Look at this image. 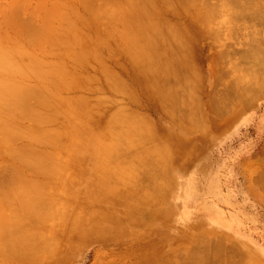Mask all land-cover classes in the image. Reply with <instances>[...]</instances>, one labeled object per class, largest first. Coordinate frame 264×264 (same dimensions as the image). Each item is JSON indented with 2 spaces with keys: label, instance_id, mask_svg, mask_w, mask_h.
I'll return each mask as SVG.
<instances>
[{
  "label": "rangeland",
  "instance_id": "rangeland-1",
  "mask_svg": "<svg viewBox=\"0 0 264 264\" xmlns=\"http://www.w3.org/2000/svg\"><path fill=\"white\" fill-rule=\"evenodd\" d=\"M24 1H28V3H31V5L29 4L30 9L29 8L26 9V6L28 5L27 2H25V4H27V5L23 6L24 3L22 2V0H0V9H3V11H5L7 8H9L6 14H5V12H2V10H1V12L4 13L5 15L3 14V16H1L2 14H0V20H2V21L5 20V23L8 21L11 24L12 21L9 18H7L8 13L10 15V13L13 10L14 12H12L13 14H11V15H14L15 9L17 11V8L19 9V7H20L21 8L20 10L22 11V13H21V11H19V12L21 14H25V16L21 17V15L19 13H16L17 15L18 14L20 15V18H18V20L19 21L22 20L20 23H24V22L27 24L31 23V25L35 24L37 27L40 20L46 18V16L48 15V12L50 13V11H52V8L57 6V9H56L57 12H59V9H60V11H61V9H64V10H62V12L64 13L65 16L63 15L62 12H59L60 15L55 16V18L62 15L60 18L63 17L62 18L63 20L60 21V18L55 19V20L59 21V22H57V21L53 20L54 18L53 19H51V18L50 19H44L45 21L43 20V22H44L43 25H45V23H47L46 20H48V23H49V20H51L53 22L50 25L48 24V26H50V28H51L52 27L51 25H53V29L51 28V30H54V28L55 29L59 28V27L61 28L62 26L66 27V22H63V21H66V19L70 20L71 18H73L74 21L73 20H71V21H73V24H76V25L72 24V26L75 27L73 29H77L78 32H81L80 29H82V32L84 30V32H86V35L82 34V32L78 34V32H75V30H72L70 28L71 29L70 32L72 31V33H73V31H74L78 35L75 34V36H73L74 34H70V32L67 33L70 36L71 35L73 36V37H70L73 41L70 42L69 45H71V43L73 44L74 41L75 42L78 41V44L74 42V45L69 47L67 45V43L69 42L67 34H66L67 38H63L64 37L63 34L68 32L69 28L67 31L64 30L65 27L61 28L62 30L66 31L63 34H61V35H63L62 38L59 34L60 33L59 31H61V30H59L60 28L58 30L56 29L57 32H59L58 33L59 38L57 36L56 39H58V40L55 41V45H53V46L57 47V49H55V47H54V50H57V51L61 50V51H60V55L55 54V53L54 54L56 56L58 55L57 57L60 56L62 58V61L64 59V61L67 60L70 63L71 60L68 59V58L71 59L70 56H72L74 59L79 58L78 55H77V57H74L75 56V53H73L74 50H78L75 52H77L80 56L81 49H83L82 47L84 46V49H83L84 51L82 50V52L84 54H86V52H89V49H90V53H87L86 54L87 56H84L80 60L78 59L79 62H81L82 67L79 66L80 63L79 64L76 63L74 67H70V66L66 67V69L73 68L74 72L71 70L73 73L69 71V74L72 73L71 75L67 74L68 72H65V70L63 69L64 70L63 72H65V73L62 74V76H64V77L61 78L60 81L61 80L63 81V79L68 78V77H65V74H67L66 76L69 75L70 77H72L71 79L74 78V80L76 78H78V81L76 80L75 83H73L74 82V80H73L72 85H68V84H71L70 83L71 80H70V82H68L69 80L68 81L65 80L66 82L63 81L64 82L63 84L66 83L65 84L66 88L62 89V87H61L62 90H60L58 92V95H60L59 93H61V96H59L58 98L60 99L61 97H63L61 99H64L63 104L61 105V109L65 110L64 112H62L63 114H65L67 112V114H65L66 119H64V117H63L64 115L61 113L60 115H62V116L57 117V119L54 121V122L57 121V123H54V125H53V123H49L51 125L48 124L47 126L45 125L46 124L45 123L44 127L39 125L40 127H42V128H40L41 130L48 127L46 129V132L42 130L44 138H46L48 135V134H46L47 130L49 133L50 128H53V126L55 128L58 125L57 128H60L61 130H57V128H55V131L51 130L53 132H51V134L49 135L50 137H51L52 133H54L56 131H59L60 134H62V132H66L65 135H64V133L62 135H60L59 132L58 133L56 132L57 135H56V133L54 134L55 138H57L59 135L62 138L61 137L57 138L58 141H56V142H55V140H51V141H53V143L59 142L57 144V146L54 143L56 148H54L53 151H51V150L53 149L54 146L52 144L53 147L51 148V145H49V144H51L52 142L49 139H48L49 140L48 142H51V143L47 144L50 146V148H49V146H47V148L50 149L49 151L51 152V153L48 152L47 156H50L53 152H56L55 150H57V153H56L57 156L55 157V153H53L54 156L51 155V158H53V159L56 158V162H58L56 164H58V166L60 164L62 166L64 165L66 167V168H64L66 171L64 172L63 171L64 169L59 166V169L57 170V174H56V176L58 175V177H57L58 180L54 181L56 183L52 182L50 184L47 182L48 184H50L49 187H47V190L50 188L51 185L56 186V188L51 187L52 189L50 188L48 191L45 190L44 193L47 194V196L44 197V198H46L45 202H44V200H43V202L42 201L40 202L41 206L44 203V206H43L44 209L42 207H40L39 210L37 208H35L37 204L33 208V210L36 209L37 211H41V210L45 211V209H47L49 211V209H51L52 207L53 208L55 207L54 208L55 210L52 208V211H55V212L51 213L49 211L50 216L46 215L49 218V219L47 218V220L45 219L46 216H44V219L43 218L30 217L32 220L29 218L27 220V223L30 221L31 224H29V223L27 224L25 222L24 223H25V226L27 225L26 229L28 228L27 229L28 231L31 229V232H33L35 234V236L40 237L39 236V234H40L43 237V235L46 234L43 232V231H45L48 233V234H46L47 238H45V239H47V241H48V239H53V240H55V242L53 240L50 241L52 243L49 242L50 244L48 245V247L51 245L52 249H50L51 247H49V248L47 247L48 248L47 250L46 249L40 250L41 248L38 247L37 250H39V251L37 254H33V253H35L34 250H33V253H31V254H28L25 252L26 253L25 255H27L26 256L27 258H26V257L21 256L22 253L20 254V251H21L22 247L25 245V243L23 246H21L18 242L19 237L15 236L16 235L15 233L13 235H11V236H14L13 240H10L9 237H7L8 240H10L12 243L8 242L7 239H4V235H3V239L8 244L0 240L1 242H3V244H0V245H2V247H0V248L3 249V247H4L3 245H6V244H7L6 246H9V247L6 248V246H5V248L8 250L6 254L4 252L5 255H2L3 252L1 253L2 249H0V264H137V263L140 264L139 262H141V264L142 263L144 264L145 262H146V264H148V263L153 264L154 262H156L155 264H157L158 262L165 263L166 261H167L166 263L169 262L171 264H174V263L175 264H180V263L185 264V263H183L186 260V259H184V256L187 257V255H185V252H186V254H188V252L192 251V249H195L196 252L201 253V257H200L199 261L197 262V264H264V184L259 182L260 181V179H259L260 174H263V176H264V172H263L264 171V95H263V97L260 96V94H261L260 90L262 88L264 89V81H262V80H264V78H262V80H261V77H264L263 76L264 67L262 69L259 68L261 71H258L259 69L256 68V65L254 63L253 64L251 63L252 66L253 65L255 66V67H253L254 71H253V69H252V71H253V73L254 72L256 73V76L260 75L258 77L254 76L255 73L252 74V72L250 71L252 67H250V69H248L249 65H250V62H249L250 58H251L250 56L253 53L252 52L253 49L256 48V46H254L256 44L255 42H256V40H259V41L262 40L261 37H264V34L262 33V31L264 32V28H263L264 26H261V23L264 22V19H263L264 18V3H263L264 1L260 0L263 5L259 2L260 5H258V8H257L259 11L260 10H262V11L259 12L256 9L257 6H255V8H253V9H255V11L258 12V14L261 13L263 15L262 16L263 18L260 17V15H259L260 19L258 18L259 20L263 19L262 20L263 22L258 21V19H253V18L251 20L250 16H249L250 17V21H249V17H248V20L246 19L247 13L243 14V15H245V17H244V16H241V14L239 12H238V14H240V15H237L232 10H230V12H224L226 10H223V12L227 13V14H229V13L232 14V12H233V14L237 15V17L241 16L244 18L241 19V17H240L241 20H239L238 19L239 17L237 18L233 14H232V16L225 14V16L226 15L228 16V19H227V16L225 17L224 13L221 12L222 9L217 10L218 13H220L219 15H218V13H215L217 11L214 12L216 14V16L212 12L210 16L212 17V14H213L214 18L216 19V17H217V19L215 21V19L213 18L214 20L211 21L212 19L210 20L208 18L210 20V21L207 20V21H209L208 23L212 24L211 25L212 27H209L210 30L208 29V33L202 37L197 38L198 40L192 41V46H191L192 48L190 51L193 53L192 49L194 48L193 49L195 51L193 53V54H195L194 58H193V55L191 52H190L191 53L190 55L192 58L189 57L190 55H189V51H188L187 57H188V59L190 58L192 60V62H193L192 66H191L192 62L189 61L188 59H185V60L189 61V62H187V61H185V62L189 63L190 67H192V68H190L188 64L187 65L184 64V65H181L182 67L179 68V70H182V71L177 72L178 74H175L176 72H174V75H173V73H171L172 74V76L170 75L171 78L173 77L176 79V77H177V79L176 80L174 79V80L178 81L177 83H179V84L181 82L183 83V84L181 83L180 85H176L178 87L177 91L180 93L181 97L186 96V94H191V92H192V90L189 89L190 87L188 86V84L183 79V77L185 76V72L188 70V68H190V71L192 69L194 70V72H192V73L194 75L196 74L195 78L198 79V80L196 79V81H199V82H197V83H199L197 87L201 88L200 90L196 89L197 84H194V83H196L195 81L193 82V85H195V87H196L194 89V90H196V92H195L196 94L194 92H192L193 96L195 95L194 96L195 99H193V100H195L194 104H193V106H191V107H193L192 108L193 111L191 109H189V107H187L188 110H187L185 116H184L185 113L183 114V112H185V109H187V108L183 109V112H182V114H183L182 116L185 118H187V117L191 118L190 115H192V119H193V117L196 115L194 117V119L196 118L197 120H199V119L203 120V121H201L203 123L200 122L201 124H203V126L201 124H199L197 122V120L195 121V122H197L198 127H199V125H201V127H204L203 129L199 128V129H202L203 132H201V130H199L198 127H194V128H196V130H194V132H196V133L193 132V127H191L192 128L191 129L185 125H182L180 121H179V124H177V123H176V125L174 124L175 123L174 122L175 120H173L174 117L170 113L167 114L168 110L166 108L160 106V104H158V101H159L158 95L156 94V92H153V91L150 92V90L147 88V80L145 81L146 78L144 77V75L139 74L136 67L133 66L134 61L132 59H134V58L131 55L129 56L127 54H123V53L127 52V50L130 54V50L128 47L129 46L128 41L131 40L130 39L131 33L132 32L134 33L136 30L130 31L131 33H129L127 30L128 27L124 23V22H126V20L124 21V19L126 17L121 19L120 18L121 16L118 15V13H119L118 10L120 11L118 6H120L119 4H121L120 1L122 2V0H120V1L116 0L119 3L115 2L118 5V6L115 5V8L118 7V9H116L117 11L115 10V8H113L114 5L113 4L111 5L113 8V9L111 8L112 12L113 13H114V11L118 12L117 13L118 16H116V14L112 15L113 13H111V15L108 14V12L110 10V9L108 10V8H110V7H107L105 5V3L107 4L108 0L107 1L105 0L106 2L102 0L101 2L103 4L100 3V0H97L95 2L97 5H101V7H103V5L106 6V8L105 7L103 8V10H102V8L98 9L100 7L95 8V11H97V12H94V7L92 8V7H89V5H88V4H90V2H92V0H90V2H89V0H87L88 2L85 0L88 3L87 5L85 4L86 2L84 0H63L64 3L69 2L68 5H66L67 9L63 8V1L62 0H61L62 2L60 0H53V1L52 0H50V1L49 0H24ZM56 1H57V5L55 6L54 4ZM58 1H59V3H58ZM125 1L126 0H124L122 3H124ZM132 1L134 4L135 1L134 0H132ZM148 1H150V0H148ZM50 2H52V3H50ZM82 2L85 4V5L83 4L84 8L82 5ZM141 2H143V1L138 0V3L141 4ZM212 2L215 3L216 1L213 0ZM5 3H8L9 5L13 4L15 7L13 5H10V7L14 8V9H11ZM138 3H135V4L138 5ZM69 4L73 6L74 9L73 8L72 9L74 10L75 15H74V13L72 14V12H73V10L71 9L72 6H70V8H69ZM160 4L162 5V3H160ZM4 5L7 6L6 9L4 8V7H6ZM151 5L153 6L154 3L152 4V2H151ZM163 5H165V4H163ZM58 6L60 7L59 9H58ZM64 6H65V4H64ZM87 6L89 7V10L91 9L90 11H87L88 10ZM108 6H110V5H108ZM165 6H166V8H164ZM165 6L164 7L162 6L163 8H161L159 6L160 9H158V6H157V8L155 7L156 10L162 9L161 10L162 12L164 11V9L166 11L168 9V13L171 12L168 14L166 11H164L167 13L166 14V13H162L161 11H158V12H161V14H165V18L163 15L161 16V17H163V20L165 22L168 18L172 17V20H171V18H170V20L171 21L174 20V22L178 26L180 19L178 20V22H176V20L178 18L184 16V15H188L189 19L192 21H189V20H188V22L185 21L189 24V26L187 23H185V24L189 27L188 31L192 32V30H193L192 33L195 34V31H196L197 26H198L197 24L199 22L198 17L202 18V16H203V13L199 12V9L196 8L197 6L195 8L194 7L192 8V10H195V12L188 10L190 7L186 6L185 9H187V10H186V12H185V10H184V12L182 11L183 13L181 12V10L183 8L180 11L178 10L180 12L179 13L174 8H173V10H175V11H172V8H170L171 6L173 7L174 5H165ZM168 6H170V7H168ZM22 8H24V9L22 10ZM36 8L38 10H35ZM49 8H50V11H48ZM83 9H85V10L87 9V10L85 11ZM104 9H105V11H104ZM24 10L26 13H24ZM29 10L33 11L32 12L33 15H34V13H35V15L37 14L36 15L37 17H35L36 19L34 18L35 15L33 16L31 14V11H29ZM219 10H220V12H219ZM27 11H29V12H27ZM65 11H67L68 14ZM91 11H93L94 13H92ZM227 11H229V10H227ZM76 12H78L77 15H76ZM87 12H90L91 14L87 13ZM177 12H178V14H176ZM39 13H40V15H38ZM81 13L85 14L86 16H87V14L90 15V16H87V18H86V21L88 19L87 22L85 20H83L82 17H80ZM44 14L45 15L47 14V15L45 16ZM95 14H96V17L94 16ZM97 14L100 17H97ZM119 14L121 15L122 12ZM171 14L172 15L174 14V15L172 16ZM9 15H8V17H9ZM17 15H14V17L16 16L15 18H17ZM69 15H70V18L67 17ZM78 15H79V18H78ZM85 15L84 16L82 15L84 19L86 17ZM105 15L109 16L108 19H106L107 17ZM166 15L169 16L167 19H166V17H167ZM177 15H179L180 17H176ZM31 16H32V18H31L32 20H27V18H29ZM48 16H51V15L49 14ZM75 16H77V18ZM92 16H93V18H92ZM101 16H103V17H101ZM111 16L117 17V19L114 18L115 23L112 22L113 17L110 18ZM122 16H124V15L122 14ZM2 17H3V19H2ZM4 17L7 19H5ZM23 17L24 18L26 17V19H24ZM39 17H41V18H39ZM90 17H91V20L95 18L94 20L98 23H96L94 20L90 21L89 20ZM118 17L120 18L119 22L117 21V20H119ZM219 17L221 19H219ZM15 18L14 19L12 18L13 22L16 21ZM80 18L83 20V22L78 20ZM236 19H238L239 21H237ZM25 20H27V22ZM69 20H67V22ZM109 20H110V23L108 22ZM170 20H167V23H169L168 21H170ZM256 20L258 23L255 24L254 21H256ZM28 21L29 22L31 21V22L29 23ZM122 21H124V22H122ZM248 21H249V23L252 21L253 23L252 22L251 23L254 25H252L250 23L251 26H249V23H247ZM70 22H68V23L70 24ZM121 22L124 23L125 25L121 26V24H122ZM7 23H6V25H7ZM25 23H24V26L26 25ZM79 23H80V25H79ZM172 23H170V24L172 25ZM175 23H173V25ZM238 23H239V25H238ZM3 24L4 23H1L2 27L7 28V27H5V25L3 26ZM63 24H65V25H63ZM102 24L104 25V29H103ZM11 25H12V32H13V30H14L13 27H15L14 26L15 24L14 25L11 24ZM17 25L18 24H16V26ZM35 25L30 26V27L32 29H33V27L36 28ZM68 25H67V27H69ZM94 25H97V26L94 27ZM105 25H108L107 27H109V28H106ZM109 25H111L112 27ZM234 25H235V27H234ZM246 25L249 27L248 28L245 27ZM263 25H264V23H263ZM24 26L18 25L17 27H19L21 30H23L22 28ZM54 26H56V27H54ZM242 26H243V28H242ZM255 26L256 27L258 26V28H256ZM260 26L262 27L263 30L260 28ZM30 27L28 29L31 33L32 30ZM76 27H78L79 29ZM174 27H175V25H174ZM251 27H253V28L255 27V30H253V28H251ZM4 28H2V32L0 29V32H1L0 34L4 33L3 36H5V35L7 36V32L6 31L3 32ZM19 28L18 29L15 28L16 30L14 32L16 33L19 30ZM25 28H26V26L24 27V29ZM211 28H213L212 32H210ZM238 28H239V30H238ZM259 28H260V30H259ZM7 29L8 30L11 29L10 26ZM257 29L259 30L258 33L260 32L259 35L256 32ZM105 30L107 32L108 31H111V32L114 31L113 32L114 35H112L113 33L112 34L110 33L113 37V38H110L111 40L104 39L103 35L105 36V38H107V35L109 37H111L108 33H107V35H106V33H104V32H106ZM116 30H117V32H115ZM123 30H127L128 35L130 34L129 36L127 35L129 37L128 41H127V38H125V34L123 33L126 31H123ZM214 30L219 31L220 34L218 32H215L216 34H214L213 33ZM230 31H231V36H230ZM253 31H255V32H253ZM9 32L11 33V30L8 31V33ZM19 32H23L22 34H24V32H26V31L25 30H23V31L19 30ZM98 33H99V35H97ZM118 33H120V34H118ZM228 33H229V35H228ZM243 33H245V34L243 35ZM253 33L255 35H257V37H255V38H257L256 40L255 39L253 40V38H254ZM11 34H13V33H11ZM16 35H17V33H16ZM18 35H19V37L21 36L20 34H18ZM18 35L16 37L18 38V41H19L20 38L18 37ZM53 35L51 33L50 38H49L50 40L54 38ZM98 36L99 37L101 36V37L98 38V41H96ZM114 36H116L117 38H115ZM131 36L133 37L134 34ZM244 36L247 39H245V38L243 39ZM102 37L106 41L109 40L108 42H106L107 44L108 43L110 44V42H111L110 46H109V44L108 45L105 44V45L109 46L110 49H112V47H114V49H115L114 51L109 50V48L106 46H105L106 48L104 47V43H105V42H103L104 40L101 42L102 46L99 45L101 48L97 46L99 44L97 42H100L99 39L102 40ZM9 38H11V37H9ZM60 38L61 39H67L68 42L64 44L63 40H60ZM70 38H69V40L71 41ZM81 39H82V41L85 39V41L80 42ZM89 39H92V41L91 40L89 41ZM54 40L55 39H53V42H54ZM263 40H264V38H263ZM88 41L91 42L90 45H89ZM95 41H96V43H95ZM196 41H197V43H195ZM251 41H252V43H251ZM35 42H38V41H35ZM46 42H45V44H44V42H43V44L41 43L42 44V45H40L41 48L38 45H36V48H39L40 50L34 48V51L37 50V51L42 52V50H43V52H45V51L49 52L48 51L49 45H46V44H48V42L47 43ZM53 42H52V44H53ZM85 42L88 44H86ZM113 42H115V44L117 42L119 45L116 44V46H115V44ZM127 42H128V46L126 45ZM193 42L195 43L194 46H193ZM79 43L81 44V46L78 48V46L80 45ZM93 43H95V47L97 48V50L94 47ZM82 44H84V45H82ZM246 44L247 45L249 44V46H247ZM252 44H254L253 46L255 48H252L253 47ZM258 44L259 43L257 42V45ZM262 44H264V43H262ZM88 45L90 48L85 47ZM117 45H118V47H117ZM207 45H209L210 47ZM42 46H44V48L46 46V49H44ZM126 46L128 48L126 50H124L126 48ZM164 46L165 45H163V47ZM195 46L196 47L198 46L197 47L198 49ZM246 47H247V49H245ZM85 49H87V50H85ZM105 49H107V50L105 51ZM49 50L54 51L53 49H49ZM108 50L112 51L113 53H116V54L115 55L110 54L113 56L112 57L109 55V53H111V52H108ZM119 50H123L124 52L120 54L119 52H121V51H119ZM163 50H165V49L163 48ZM175 50H178V49H175ZM182 50H184V49H182ZM91 51L93 54L91 53ZM116 51H118V53ZM172 51H173V48H172ZM179 51L180 50H178L177 52L175 51L174 53L179 54ZM184 52H187V51L184 50ZM240 52H242V53H240ZM248 52H252L251 55H249ZM37 53H39V52H37ZM71 53H73V55H71ZM180 53H182L184 55L183 51H180ZM245 53L248 54V56L250 57L247 60L245 57L247 55ZM182 54H179L178 56H183ZM242 54L245 58L244 60H242V58H243ZM37 55L40 56L41 58H43V60L45 62L47 61L46 62L47 64L44 62V64L47 66L50 65V63L52 64L54 62L53 61L54 58H55L54 60H58L57 57L52 56V55L50 57V55H46L45 53H44V56L41 54H37ZM108 55H109V57H108ZM81 56H83V55H81ZM93 56H96L98 59L96 57L95 58L97 60H99L100 62L102 59H105L106 63L108 61L109 66H107V67H109V68L106 67L107 68L106 70H109V72H111V74H112V71H113V74L114 73L119 74L120 75L119 77H122L120 79L125 81L126 84L128 85V87L131 85L127 82H131V84H133L132 86H134V87L131 86L133 88V93H134L133 95L136 94V98H137L136 100H138L137 102L135 101L136 104L134 103V101H131L132 97L129 98L130 95L128 93L130 92V94L132 95V93H131L132 88L131 89L128 88L130 91L125 90L126 92H128V93H126V94H128V96H126L122 93H119L120 91L115 92V91H117V89L119 87H116L117 89L115 91H112V88L113 89L115 88L112 86L111 90H110V88H109L110 85L108 87V85H107L108 81L105 82L107 80V78L104 75L106 72L108 73V71H105V73H104V69H102L103 66L107 65V64H105L104 60H102L104 65L101 67L102 64L100 62L97 63L96 59H94ZM211 56L213 58H211ZM220 56L221 57L223 56V57L221 58ZM131 57H132V59L128 60ZM111 58H114V59L111 60ZM184 58H186V57H184ZM108 59H110V60H108ZM193 59H194V61H193ZM251 60L253 61V59H251ZM75 61H77V60L75 59ZM128 61H130V62L128 63ZM195 61H196V63H195ZM55 62H56V64L61 63L58 61H55ZM55 62H54V64H55ZM66 62H65V64H66ZM73 62H74V60H73ZM197 62H198V65H197ZM220 62H221V64H220ZM244 62H246V65L249 63L248 68L246 67ZM175 63H176V61H175ZM62 64L63 63H61V65ZM65 64H64V66H65ZM129 64H131V65L129 66ZM72 65H74V64H72ZM235 65H236V67H235ZM196 66H199L198 67L199 69L201 68L200 70H198L199 72L196 70V69H198V68H196ZM78 67H79V69H78ZM80 67H81V71H79ZM210 67H212V68H210ZM48 68L50 70L51 67L49 66V67H47V69ZM62 68H63V66H62ZM75 68L77 71L75 70ZM131 68L134 72H132ZM183 68H184V71H183ZM255 68H256V70H255ZM218 69H220L222 71V73H221V71L219 72ZM195 70L197 71V73H195L196 72ZM216 70H218V71H216ZM248 70H249V72H248ZM135 71H137V72L135 73ZM79 72H81V74H80L81 77H79V75H78ZM260 72H261V74H260ZM179 73H181V74H179ZM215 73H217L218 76L220 73L221 74L220 77L216 76ZM223 73H224V75H223ZM247 73L249 74L250 77L248 76ZM84 74H87V75H84ZM74 75H76V76L78 75V77H76ZM103 75H104V78H102ZM109 75H110V73H109ZM135 75H137V76H135ZM190 75H191V73H190ZM251 75H253V76H251ZM62 76H59V78ZM89 76L92 77V79H94V80H97V81L99 80L98 82H100V80H101V84H99L98 82H95V81L93 82V80H91L89 78ZM106 76H107V74H106ZM215 76L217 77V79L219 81L218 80L216 81ZM119 77H116V78H118V82L120 83L121 80L119 81ZM193 77L194 76L191 75V79H195ZM81 78H86V79H81ZM221 78H222V80H220ZM243 78L245 80V83L243 82L244 81ZM255 78H257V79L259 78L260 81L255 79ZM80 79L84 82L88 79L86 82L87 85L85 84V86H84L83 85L84 83L81 82ZM181 79H182V81H181ZM246 80L249 82L252 81L251 82L252 86L248 82H247L248 83L247 84ZM253 80H254V83L258 84L257 82H259L260 84H258V85L254 84ZM91 81H92V83H91ZM123 81H121V82H123ZM192 81L193 80H191L189 82H192ZM241 81L244 83V87H247L248 91L244 90L243 83H242V85L239 84V83H241ZM67 82H68V84H67ZM237 82H239L238 85H237ZM93 83H95V84H93ZM234 83L236 84L235 87H238L237 89L234 87V85H233ZM120 84H122V83H120ZM184 84H185V86H184ZM248 85H250L251 87L249 88ZM254 85L256 87L257 86L260 87V85H261V89L260 88L258 89V87L254 88L255 87ZM226 87H228V88H226ZM233 87H234V89H233ZM239 87L244 91H242ZM145 88L148 90H146ZM211 88L213 90L216 89L215 92H213L214 94L212 93L213 90ZM228 89L229 90L231 89L230 90L231 93H230V91L226 92V90L228 91ZM249 89H250L251 93H252V91L255 93L256 90H257V93L249 94L250 93ZM254 89H256V90H254ZM118 90H121V89L119 88ZM234 90H235L236 94L234 93ZM236 90H241V91L239 92ZM200 92H202V93H200ZM220 92L221 93L223 92L221 96H220V94H221ZM262 92H264V91H262ZM197 93H199V94L197 95ZM210 93L213 95H211ZM215 93H217V94H215ZM224 93H226V94H224ZM241 93L243 95H241ZM244 93H248V94L245 95ZM137 94H138V96H137ZM228 94L233 95V96L231 95L232 99L230 97V100H229L230 102H227L229 99L228 97L230 95L225 96ZM237 94H240V95L238 96ZM248 95L252 96L253 99L252 98L251 99L253 100V102L250 100V96H248ZM255 95H257V97ZM198 96H201V97H198ZM138 97H139V99H142V100H139ZM224 97H226L225 100H227L226 101L227 103L225 101L223 102ZM243 97L245 99H242ZM82 98L85 99L84 101H86V103L89 99V102L92 105H90V103H87V104H85V106H86L85 107L84 103H83L84 101L82 103L79 102ZM164 98H165L164 100L169 101V98H166V96ZM213 98L214 99L216 98L215 100H217V102L220 105L218 103L214 102L215 100ZM247 98H249V99H247ZM68 99H72V100H68ZM73 99H74V102L77 101L78 99H80V100H78L76 103H74ZM239 99H240V101H239ZM249 100L251 102H249ZM64 101H66V102H64ZM67 101H69V104L67 103ZM70 101H72L74 104H72ZM199 102H200V104H199ZM212 102H214L215 104H212ZM221 102H223L222 104H224V105H221ZM232 102L234 105L232 104ZM78 103L81 105L83 104L82 106L85 107V110L87 108L89 110L90 106L92 108L95 107L96 109L94 108V112H91V110H93V109L88 111L89 113L91 112V114H92V115L90 114V116H89V114L82 113L83 111L81 112L80 111L81 109L75 110L77 108V106H79V105H77ZM209 103H211V104H209ZM195 104L197 105L196 108H195ZM33 105H35V104L33 103ZM141 105H142V107H141ZM212 105H214L213 108H215V105L217 107L219 105L218 108L217 107L215 108L216 110H218L221 106L220 109H222V111H220V109L218 110L220 112V114L217 113L218 111H214L215 109L212 110L213 109ZM242 105L245 107H243ZM70 106L72 108L74 106H76V107H75V109L74 108L72 109ZM199 106H200V108H198ZM206 106H208V107H206ZM222 106L225 107L224 110H223ZM232 106H234V107L232 108ZM79 107L81 108V106H79ZM84 107H82V108H84ZM124 107L126 109H129V110L131 109L134 113V116L135 115L138 116L139 114H141V118L143 116V118H146V120H148V122L146 120L145 121H146V123L150 124V127L152 128V131H153V137L147 143L140 142L138 144L137 148L135 150H133L131 153H129L127 156L122 157V156H118L116 154L112 155V151H111V153H108L109 155L107 157V155H105L107 153H105V154H101V153H103V151H102V147L104 146L103 143H106L108 141V137H107L108 136L107 135L108 129H109V127H108L109 119L108 118L112 117L113 114L114 115L120 114L119 113L120 110L124 111ZM201 107L203 110L201 109ZM163 108L166 109L167 111L164 110ZM133 109H135V110H133ZM129 110H127V112H129L128 114L132 115L133 113L130 112ZM139 110H140V112H139ZM226 110H228V111H226ZM76 112H78V113L74 114ZM79 112H80V115H79ZM127 112H126V114H127ZM135 112H137V113L139 112V113L137 114ZM195 112H196V114H195ZM213 112L214 113L216 112L220 116L219 115L216 116V114H214ZM81 113H82V115H81ZM124 113H125V111H124ZM221 113H222V115H221ZM68 114H69V116H68ZM76 115L82 116L80 118L83 119V123H85L86 120H88L86 118H89L90 121L89 120L88 121L90 123L92 122L93 124L91 123V125H90V123L87 121L90 125V128H89V127L85 126V124H82L81 119H80L81 120V124H80V122H78L76 120V118L79 119L78 117H76ZM169 115H170V117H169ZM171 116L173 117L172 119H171ZM72 117H74V119L76 121L73 120ZM92 118H94V119H92ZM141 118L139 117L138 120H140L141 122H145L143 120V118H142L143 121L141 120ZM68 119H69V121H68ZM168 119H170V120H168ZM61 120H63V121L60 122ZM22 121H24V120H22ZM22 121H21V123H22ZM26 121H24V123L26 125H24L22 123L23 127H25V126L29 127V125L26 123ZM96 121L99 122L100 124L98 123L96 125V123H97ZM27 122L31 123L32 121L31 122L27 121ZM63 122L64 123L66 122V123L61 124ZM59 123L61 126L59 125ZM34 124L32 122V124H30V125H33V127H34ZM204 124L207 126L205 127ZM36 125H38V124L36 123ZM82 125H83V128H82ZM105 125L107 128L105 127ZM91 126L94 128H92ZM30 127L31 128H28L29 133H31V129H32V126H30ZM84 127H85V130H84ZM64 128L66 129L65 131H63ZM105 128L107 129V131L105 130ZM34 129H35V127H34ZM36 129H38L37 126H36ZM197 129H198V131H197ZM41 130L38 129L37 131H41ZM34 131L32 134H34ZM37 131H35V133ZM102 131H104V132H102ZM66 134H67V136H66ZM71 134L73 135L72 137L70 136ZM28 135L29 134H27L26 136L29 137ZM38 135H40V134L38 133L36 136H38ZM32 136L34 137V135H32ZM54 136H52V137H54ZM63 136H66V137H63ZM38 137L40 138L41 136H38ZM52 137L50 139H52ZM44 138H41V139L45 140ZM69 138H71V139L73 138L72 139V145L70 144L71 140ZM75 138H77V139L80 138V139H78V140H80V142H77L78 140ZM74 139H75V142H74ZM30 140L28 142H30L32 145H38L36 143L34 144L33 141L31 142ZM34 141H36V139H34ZM61 141L63 142V146H62V144L60 145ZM86 141L88 143H86ZM102 141H105V142L102 143ZM40 142H41V140H40ZM42 142H44V141H42ZM83 142L86 146H83L84 145V144H82ZM44 143H46V141ZM44 143L42 144L41 148L43 147L42 149H47L46 147H44ZM147 145L157 146L160 149L157 151L156 154L149 156L147 151H146ZM39 146L40 145H38L37 147L39 148ZM45 146H46V144H45ZM60 146H61V149L59 148ZM4 147L6 149H8L6 146H4ZM4 147H2V148L4 149ZM76 149H78V150H76ZM3 151H4V153H2V151L0 153H2L3 155L5 154V156L3 157V155H2L1 159L5 158V157L7 159H10L9 156H11V154H7L8 155V157H7L6 152H5L7 150H3ZM43 151H46V150H43ZM71 151H73V152L71 153ZM59 153L61 154V156L59 155ZM89 153H93V154L91 155ZM59 156L61 157L62 160L58 159ZM70 156H72V160L70 159L71 158ZM100 156L101 157L104 156L105 160H104V157L101 158ZM51 158L49 157V159H51ZM106 158H108V161ZM12 160L13 161H11V162L8 160L10 163H8L7 160L6 161L4 159L2 160V161L6 162V165L4 164L5 167L0 165L1 166L0 167V180H2L1 178H3L4 176L5 177L3 178L2 182L4 181V179H6V178L7 179L4 181V183L0 182L1 185H5L6 183L10 184L8 178L13 176L12 173L14 171H12V173H11L8 170L13 169L12 167L14 166L13 164H14L15 159H12ZM100 160H103V162L106 161L108 164H112L110 166H113L112 168H114V171H117V169L120 166H121V168H119V169L122 170L123 168L125 169V167H128L132 164L131 165L132 171H130V173L133 175V173L136 172L133 176L136 178L137 183L131 187L132 184L129 185V183H130L129 177H126L127 176L126 175L125 179H124V175L126 174L125 171H124L125 174L120 175L119 179L120 180L124 179L126 185H129L130 188L128 186H126L125 184L121 183V181L119 182V180H118V182H116L117 181L116 178H118L117 177L118 174L116 175V178H114V177H115V174L118 172L114 173L113 169H112V172L114 174L113 175L110 173H108V174H109V177L111 175L114 176L113 178L116 181L113 182L114 180H113V178H111L112 177L111 176L110 178L113 181L111 180L112 182H110V178L106 179V178H108V176H106V175H108L106 173L107 171L106 172L104 171L106 169L103 170L102 166H101V164L103 165L105 163L101 162ZM61 162H64L65 164H63ZM79 163H81V164L79 165ZM117 163H118V165H117ZM124 163H126L127 166L125 165L122 168ZM0 164H1V161H0ZM2 164H3V162H2ZM9 165H11V166L9 167ZM107 165H103L104 166L103 168H105V166H107ZM6 166H7V168H6ZM96 166H99L101 168L98 169L99 167L97 168ZM161 166H163L162 170H164L163 169L164 167L167 168L166 171H163V172L161 171V173L166 176L167 182L165 185L160 186L157 189V192H158V197L160 199H163L164 202H163V200H161L162 202L158 206H156L157 209L153 208L154 209L153 210V209H150L148 207L149 205H147L148 202L146 200L147 199L146 192H148L149 190L153 192V189L150 187H145L146 180H145L144 176H149L151 169L161 167ZM108 167L109 166L106 167L107 170H109V168H111V167H109V168ZM115 167L117 168L116 170H115ZM60 168H62L63 172H61ZM101 169H102V171H101ZM96 170L97 171L99 170V171L97 172ZM258 170H263V171H258ZM178 171L184 172V173H178ZM95 172H97V173H95ZM141 172H143L145 175ZM51 173H50V176H51ZM53 173H54V170H53ZM101 173H102V175L105 174V176H104L105 180L103 179V176H101L102 178H98L101 175ZM79 174L82 177V178L80 177L81 180L79 179V176H80ZM184 174H186V177H184ZM60 175L62 176L61 181L59 178ZM132 175H129L130 179L132 178L131 177ZM257 177H258V179H257ZM53 178L56 179L55 177H52V179ZM127 178H128V180H127ZM50 179H51V177H50ZM52 179L49 180V182L53 181ZM127 181H129V182L127 183ZM97 182H98V184H97ZM101 182L103 183L102 184L103 186H101ZM110 183H112L111 185L117 184L116 186L120 185L121 187L117 188L118 191L115 188H113V191H112V187L115 185H113L110 188ZM53 184H55V185H53ZM104 184L106 187L109 186V188H107L108 190L105 189L106 187L104 186ZM107 184H109V185H107ZM176 184H177V186H179V188H181L182 186H183V188H181V190H177ZM122 185L124 187H126L125 188L126 191H125L124 187H122ZM139 185H140V187H138ZM6 186H7V184H6ZM6 186L0 187V189H3V191H5L4 188L5 189L7 187L9 188V189L7 188L8 190L6 189V191L4 192L5 194L3 193L2 190L0 191L5 195V197L7 196V194H8L7 192H9L10 188H12V186H10V185H9L10 187L9 186L6 187ZM46 186H48V185H46ZM103 187H105V188H103ZM134 187H136V188L134 189ZM127 188H128V190H127ZM131 188H132V190H131ZM137 188H138V191H137ZM12 189H14V188H12ZM12 189H11V191L13 192ZM109 189L112 193H109L110 192ZM140 189H142V190H140ZM146 189H148V190L145 192V195L142 194V191H144ZM52 190L54 192L53 195H54L55 200L50 198V195H48L49 192ZM114 190H115V192H114ZM129 191H131L130 194H128ZM46 192H48V193H46ZM113 192L114 193L117 192V193L114 194ZM2 193H0V194H2ZM162 193H165L164 196H162ZM3 194L1 195V197L3 196ZM50 194H52V192ZM99 195H100V197H98ZM141 195H142V197H141ZM101 196H104L106 198L104 199V197H101ZM136 196H138V198H141V200H139L137 198H135V200L139 201V203L144 204V206H141V208H137L135 206L132 207V205L134 203H138V202H134L135 201L134 197H136ZM5 197L3 196L2 199L4 198V200H5L6 199ZM8 198H10V197H8ZM98 198H101L102 200L98 199ZM131 198H132V202L130 200ZM47 199L48 200L51 199L52 201L49 200L50 202H48ZM103 199H104V201H103ZM111 199H113V200H111ZM121 199H123V200H121ZM142 199L143 200L145 199L146 202H145V200L143 201ZM152 199H153L154 203L157 202L156 200H154V198H152ZM6 200H5L6 203L7 202L11 203V201H9V200L6 201ZM110 200H111V202H113L112 204H111ZM1 202H3V201H1ZM46 202H47V205H46ZM40 203L38 202V205H37L38 207L40 206ZM50 203H51L52 207L49 209L45 208V205H46V207L48 205H49L48 207H50L51 206ZM162 203L164 205H162ZM2 204H4V203H2ZM11 204L9 205V203H8L7 207L11 206ZM13 204H15V203H13ZM140 205H142V204H140ZM160 206H161V208H160ZM13 208H12V210L14 211L15 208L14 209ZM131 208H132V210H131ZM142 208L146 212L140 210ZM147 208H149V209L147 210ZM5 209H6V207H5ZM5 209H4V211H6ZM9 210L10 211H8V209H7V211L10 213L9 215H6V214H8L7 212H6V214L5 213L4 214L6 215V217L9 216V218H10V215L13 216V213L11 212V208ZM149 210H151V211H149ZM44 211H42V212H44ZM77 211L81 212V213L78 214ZM101 211H102V213H101ZM140 211L142 212L141 215L138 214ZM1 212H0V214H1ZM130 212L133 214H131ZM54 213L56 215H54ZM51 214H53L55 217L53 220L50 219V217H53V215H51ZM111 214H113V215H111ZM126 214H129V216H127ZM130 214L132 216H134V218ZM5 215H4V217H5ZM82 215H85L86 217H83ZM99 215H100V217H99ZM105 215H107V216H105ZM0 216H2V215H0ZM12 216H11V218H12ZM91 216H92V218H91ZM130 216H131V218H130ZM68 217H69V219H67ZM104 217H107V218L109 217V218L108 219L105 218V220H104ZM135 217H137V218L135 219ZM88 218H89V221H88ZM101 218H102V220H101ZM7 219H8V217H7ZM13 219H14V221H13V223H14L16 219L15 218H13ZM33 219H35V220L40 219V221L36 220L38 223L37 224ZM75 219H77L76 222H75ZM81 219H82V221H84L85 219H87V220H85L82 223ZM131 219L133 220V223H132ZM12 220H10L11 222H9L7 220L6 223L7 222L12 223ZM41 220H43V223L45 222L46 225L41 224V222H42ZM45 220L47 222L49 221L50 222L49 224H51L53 222L52 223L53 226L49 225ZM96 221H97V223H96ZM35 223H36L37 227L40 225L38 227V232H37L36 227H35L36 230L33 231L35 229L34 228ZM75 223H76V225H74ZM77 223H79V224H77ZM1 224H2V220L0 219V225ZM81 224H83V225H81ZM118 224H119V226H118ZM29 225H32L34 229ZM89 225H90V228H88ZM114 225H116V226H114ZM82 226H84L85 228H83ZM29 227H31V228H29ZM39 228L42 229V230L41 229L40 230L44 233L43 235L41 234L42 232L39 230ZM87 229H89V230H87ZM113 229L116 232H114ZM39 231L41 233H39ZM82 231H84V232L82 233ZM101 232H103L102 235L100 234ZM28 233H26V231L24 232V234H27V235H28ZM36 234H38V235H36ZM103 235H104V237H103ZM27 238H29V235ZM0 239H2V238L0 237ZM34 239L35 240H33V241H36V240L38 241V238L37 239L34 238ZM157 239H158V241H157ZM28 240L30 241L31 237ZM30 242H32V241H30ZM36 242L33 243V247H34V244H36ZM40 242H42V241H40ZM27 244L30 245L29 243H27ZM39 244H41V246ZM39 244L37 246L42 247V243H39ZM152 244H153V246H151ZM130 245H131V248H130ZM154 246H155V248H152ZM36 248H34V249L36 250ZM44 248L45 247H43L42 249H44ZM126 248H128V249H126ZM161 248H163V249H161ZM6 249H5V251H6ZM26 249H28V252H29V248L26 247ZM148 252H150L151 254ZM122 253H123V255H122ZM2 257H4V258L6 257V259H3ZM182 258L184 259V261ZM170 260H172L173 262Z\"/></svg>",
  "mask_w": 264,
  "mask_h": 264
},
{
  "label": "bare ground",
  "instance_id": "bare-ground-1",
  "mask_svg": "<svg viewBox=\"0 0 264 264\" xmlns=\"http://www.w3.org/2000/svg\"><path fill=\"white\" fill-rule=\"evenodd\" d=\"M50 1V0H49ZM53 1V0H52ZM61 1V0H60ZM63 1V0H62ZM61 1V2H62ZM85 1V0H84ZM83 1V2H84ZM87 1V0H86ZM85 1V2H86ZM97 0H92V2H90V0H89V2H90V4H88L87 2L85 3L86 5L88 4L89 5V7H94V12H97V11H95V8H97V7H100V8H98V9H101L102 8V10H103V8L105 7L106 8V6L107 7H110V8H108V10H109V12H108V14L109 15H111V13H113L112 12V10H111V8H112V4L114 5V7L113 8H115V5H117V3H119V2H117L116 0H106L107 1V4L105 3V5H103V7H101V5H97L95 2H96ZM102 0H100V3H102L101 2ZM103 1H105V0H103ZM105 1V2H106ZM118 1H120V0H118ZM124 0H122V2H123ZM135 1V3H138V0H134ZM137 1V2H136ZM143 2H141V4L140 3H138V5L137 4H133V1L132 0H126L124 3H122L121 1H120V3L121 4H119L120 6H118L119 7V9H120V11L118 10V12L119 13H121L122 12V14L124 15V16H122V14L120 15L118 12H115L114 11V13L112 14V15H115L116 14V16H121L120 18L122 19V18H124V17H126L125 19H124V21L126 20V22H124V21H122V22H124L125 24H126V26L128 27L127 28V30H128V32L129 33H131L130 31H135L133 34H134V36L132 37L131 35H133L132 33H131V35H130V41H128L129 39V35H128V32H127V30H123V31H126V32H123L124 34H125V38H127V41L129 42V46H128V42H127V46L129 47V50H130V54H129V52H128V50H127V52H125V53H123L124 51L123 50H119V51H121V52H119L120 54L121 53H123V54H127V55H131L134 59H132V57L131 58H129L128 60H133L134 61V65L133 66H135L136 67V69H137V71H138V73L139 74H142V75H144V77L146 78L145 79V81L147 80V88L150 90V92L151 91H153V92H156V94L158 95V99H159V101H158V104H160V106H162V107H164V108H166V109H164V110H166L167 111V114L168 113H170L172 116H171V119L173 118V120H175L174 122V124L176 125V123L177 124H179V121L181 122V124L182 125H185V126H187V127H189V128H191V127H193V132H194V130H196V128H194V127H198L197 126V122L199 123V124H201V123H203V122H201V121H203V120H197L196 118L194 119V117L196 116H194L193 117V119H192V115H190L191 116V118L189 117H187V118H185V117H183L182 115L184 114V116L186 115V112H187V110H188V108L187 107H189V109H191L192 110V108L193 107H191V106H193V104H194V101L195 100H193V99H195L194 98V96H193V94H192V92H196V90H194L197 86H198V84L199 83H197V82H199V81H196V79L197 78H195L196 76V74L194 75L192 72H194V70L192 69L191 71H190V68H192V67H190V64L189 63H187V62H189V61H191L192 62V60L189 58L188 59V57H187V54H188V51H189V55L192 53L190 50H191V46H192V41L193 40H198L197 38H199V37H202V36H204V35H206L207 33H208V29H209V27H212L211 25L212 24H209L208 22L211 20V21H213L215 18H214V15L212 14V17L210 16L211 15V13L213 12H215V11H217L218 9H222V13H224V12H230V10H232L233 12H235L237 15H240L241 14V16H244L245 17V15H243L244 13H247V17H246V19L248 20V17L250 16L251 17V20H252V18L253 19H258L259 18V15H260V17H262L263 15L260 13V14H258V12L257 11H255V9H253V8H255V6H257L256 7V9L258 8V5H260L259 4V2L262 4V2L261 1H264V0H215L216 2L214 3V2H212L213 0H150L151 2H152V4L154 3V5L152 6L151 5V2L150 1H148V0H142ZM22 2L24 3V5L23 6H25V5H27V4H25V2H27L28 3V1H24V0H22ZM60 2V3H61ZM82 2V5L84 4ZM115 2H117V3H115ZM22 3V4H23ZM50 3H52V2H50ZM58 3H59V1H58ZM69 3V2H68ZM68 3H64V1H63V8H66V5H68ZM160 3H162V5L160 4ZM264 3V2H263ZM5 4H7V6L8 7H10V5H13V4H8V3H5ZM29 4L31 5V3H28V7L26 6V9L27 8H29L30 6H29ZM62 4V3H61ZM60 4V5H61ZM64 4H65V6H64ZM84 4V5H85ZM103 4V3H102ZM159 4V5H158ZM163 4H165V5H174L173 7L171 6H168V7H170V8H172V11H180L182 8V10H181V12L183 11L184 12V10H185V12H186V10L187 9H185L186 8V6L188 7H190L188 10H190V11H194L195 12V10H192V8L194 7H196V8H198L199 9V12H202L203 13V16H202V18L201 17H198L199 18V22H198V26H197V29H196V31H195V34H193L192 32H193V30H192V32L191 31H188L189 30V24L187 23L188 22V20L189 21H192V20H190L189 19V16L188 15H184V16H182V17H180L179 15H177L176 17H180V18H178L177 20H176V22H178V20H179V24H178V26L176 25V23L174 22V20L173 21H171L172 20V17H170L171 18V20H170V18H168L169 16H167L166 17V19L167 20H170V21H168L169 23H167V20H166V22L163 20V17H161L162 15L164 16V18H165V14H161V10H156L155 9V7L157 8V6H158V9H160V7L161 8H163L165 5H163ZM55 6L57 5V1L55 2V4H54ZM53 5V6H54ZM84 5H83V8H84ZM108 5H110V6H108ZM263 5V4H262ZM261 5V6H262ZM4 6H6V5H4ZM7 6L6 7H4L5 9L7 8ZM14 6V5H13ZM22 6V7H23ZM34 6V5H33ZM52 6V7H53ZM70 6H72V5H70L69 4V8H70ZM160 6V7H159ZM163 6V7H162ZM260 6V7H261ZM15 7V6H14ZM32 7V6H31ZM51 7V8H52ZM88 7V6H87ZM89 7L86 9L87 11H90L89 10ZM118 7L117 8H115V10L116 9H118ZM11 9H14V8H12V7H10ZM17 8V7H16ZM25 8V7H24ZM24 8H22V10L24 9ZM38 8V7H37ZM35 9V10H38V9ZM54 8V9H53ZM52 8V11H50V8H49V10L48 11H50V13L48 12V15L50 14L51 16H48L47 14V16L49 17H47L45 14V16H46V18H44V19H53V20H55V19H58V18H60L61 16H59V17H57V18H55V16H58V15H60L59 14V12H62V10H64V9H61V11H60V7L58 6V9H59V12H57V6L56 7H53ZM68 8V9H69ZM73 8V6L71 7V9ZM112 8V9H113ZM164 8H166V6L164 7ZM173 8L175 9V10H173ZM263 8V7H262ZM8 9L9 8H7L5 11H3V9H0V12H1V10H2V12H5V14L7 13V11H8ZM10 9V10H11ZM21 8L19 7V9L17 8V11H16V9H15V14L14 15H17L16 13H19L20 15H21V17L22 16H25V14H21L22 13V11L20 10ZM25 9V10H26ZM30 9V8H29ZM67 9V8H66ZM74 9V8H73ZM72 9V10H73ZM25 10H24V13H26L25 12ZM40 10V9H39ZM55 10V11H54ZM70 10V9H69ZM83 10H85V9H83ZM82 10V11H83ZM85 10V11H86ZM107 10V9H106ZM223 10H226V11H224L223 12ZM227 10H229V11H227ZM258 10V9H257ZM19 11H21V13L19 12ZM29 11H31V10H29ZM29 11H27V12H29ZM104 11H105V9H104ZM111 11V12H110ZM117 11V10H116ZM158 11H161V12H158ZM164 11H166L165 9H164ZM162 12V13H168V9H167V11L166 12ZM178 11V12H179ZM197 11V10H196ZM231 11V12H232ZM259 11V10H258ZM260 11H262V10H260ZM259 11V12H260ZM0 13V14H2L1 16H3V14L4 13ZM11 12V11H10ZM12 12H14L13 10H12ZM10 13V15H9V13H8V15H9V17H8V15H7V18H9L12 22H11V24H15L14 26L15 27H13L14 28V30H13V32H12V25L10 24V22H6L7 23V25H6V23H5V20H0V25H1V23H4L3 24V26L5 25V27H9L10 26V28L11 29H7V28H4V27H2V25L0 26V29H1V32H2V28H4L3 29V32L4 31H6L7 32V36L5 35V36H3L4 35V33H2V34H0V152L2 151V153H4V151L3 150H7V151H5L6 152V155L7 154H11V156H9V158L10 159H7L6 157V159L5 158H3L5 161L7 160H9L10 162L11 161H13L12 159H15V161H14V166L12 167L13 169L12 170H8V171H10L11 173H12V171H14L13 173H12V175L13 176H11L10 178H8L9 179V182H10V184L9 183H6L7 184V186H12V188H14V189H12V188H10V190H9V192H7L8 194H7V196L5 197V191H6V189L8 188L7 186H6V184L5 185H1V183H4V181L7 179H4V181L2 182V180H3V178L5 177H3V178H1L2 180H0V187L1 186H6L7 188L5 189L4 188V190L5 191H3V189H0V191L2 190L3 191V193L2 192H0V193H2L3 194V196L7 199H5L6 201H11V203L13 204V203H15V204H11L10 202H5V200H4V198L2 199V197H1V195L2 194H0V200L1 201H3V202H1L0 203V212H1V214L0 215H2V216H0V219L2 220V224L0 225V237L2 238V239H0L1 241H3V242H5V243H7L4 239H7V241L8 242H10V243H12L10 240H13V238H14V236H11V235H13L14 233L16 234L15 236H18L19 237V240H18V242H19V244L21 245V246H23L24 245V243H25V245L22 247V249H21V251H20V254H21V256L22 257H26L27 255H25L26 253H28V254H31V253H33V250H34V252L35 253H33V254H37L38 253V251L39 250H37L38 249V247L39 248H41L40 250H47L49 247H51L50 249H52V246L50 245L49 247H48V245L50 244V243H52V242H50L51 240H53V239H48V241H47V239H45V238H47V236H46V234H48L47 232H45V231H43L44 233H46V234H44L41 230V228H39V230L42 232H40L39 231V233H41L42 235H43V237L39 234V236L40 237H38V236H35V234L33 233V232H31V229L28 231L27 229H26V226H25V223H27V220L30 218V217H34V218H43L44 219V216H46V215H49L50 216V213H49V211L52 213V212H55V211H52V205H51V203H50V207H46V205H47V202H46V205H45V208H51V209H49V211L47 210V209H45V211L44 210H41L42 208L44 209V203L42 204V206H41V201L43 202V200H44V202H45V199L46 198H44V197H46L47 196V194H45L44 192H45V190H47V187H49V185L52 183V182H54L55 180H58L57 179V177H58V175L56 176V174H57V170L59 169V166L60 167H62L63 169L64 168H66L64 165L62 166L61 164L58 166V164H56V163H58V162H56V158L55 159H53V158H51V155L52 156H54L53 155V153H55V157L57 156L56 155V153H57V150H55L56 152H53L50 156H47V153L48 152H50L49 150L50 149H48L47 148V146H49V145H51V148L53 147V149L51 150V151H53L54 150V148H56L55 147V145L57 146V144L59 143V142H57V143H55L56 141H58V139L57 138H59V137H61L60 135H62L63 133H64V135H65V133L66 132H62V134H60V132L59 131H56L57 133L59 132V136L57 137V138H55V136H54V134L56 133V132H54V133H52V135H51V137L52 136H54V137H52V139H50L51 137L49 136L50 134H51V132H53V131H51V130H54L55 131V128H57L58 127V125L54 128V123H57V121L56 122H54L56 119H57V117L58 116H62V115H60L62 112H64L65 110L64 109H61V105L63 104V100L64 99H61V98H63V97H61L60 99L58 98L59 96H61V93H59L60 95H58V92L60 91V90H62V89H65L66 87H65V84H63L64 82L63 81H65V80H69L68 82H70V80H71V84H68V82H67V84L68 85H72L73 83H75V81L77 80L78 81V78H76V77H78V75H79V77H81L80 76V74H81V72H79V74L76 76V75H74V76H76L75 78V80H74V78L73 79H71L72 77H70L69 75H71L74 71H73V68H69V69H66V67H68V66H70V67H74L75 66V64L76 63H80L79 64V66H81V62H79V60L81 59V58H83L84 56H87L86 54L87 53H90V49H89V52H86V54H84L83 52H82V50L84 49V46L82 47L83 49H81V54H80V56L81 55H83V56H79V54L77 53V52H75V51H78V50H74V52L73 53H75V56L74 57H77V55H78V57L79 58H75L77 61H75V59L72 57V56H70L71 57V59L70 58H68L69 60H71L70 61V63L67 61V60H65L64 61V59H63V61H62V58L59 56V57H57L58 55H60V51L61 50H54V47H55V49H57V47L56 46H53V45H55V41L56 40H58V39H56L57 38V36H58V38H59V35H58V33L60 34V36H61V38L63 37V35H64V37L63 38H67L66 37V34L67 33H69L70 32V30L72 29V30H75V32H78V30L77 29H73V28H75L74 26H72V24H73V21H74V19L73 18H71L70 20L69 19H66V21H63V22H66V27L65 26H62L63 28H64V30H68V28H69V30H68V32H66V31H64V30H62L60 27V29L59 28H56L57 30L59 29V30H61V31H59V32H57V30L54 28V30H51V28L53 29V25H51L52 27L50 28V26H48V24L50 25L53 21H51V20H49V23H48V20H46L47 21V23H45V25H43L44 24V22H43V20L44 19H41L40 20V22L38 23V25H37V27H36V25L35 24H32L31 25V21L29 22L30 24H27V23H25L26 25V28L24 29V23H20L21 21H19L18 20V18H20V15L18 14L17 15V18H15L14 17V15H11V14H13V13ZM33 11H31V14L33 15V13H32ZM35 12V11H34ZM67 14H68V12L67 11H65ZM72 12V11H71ZM92 13H94L93 11H91ZM99 12V11H98ZM178 12L176 13V14H178ZM182 12V13H183ZM193 12V13H194ZM219 12H220V10H219ZM233 12H232V14H233ZM238 12L240 13V14H238ZM37 13V12H36ZM63 13V12H62ZM61 13V14H62ZM65 13V14H66ZM74 13V10H73V12H72V14ZM86 13V12H85ZM87 13H90V12H87ZM117 13H118V15H117ZM166 13V14H167ZM169 13H171V12H169ZM168 13V14H169ZM180 13V12H179ZM181 13V14H182ZM188 13V12H187ZM215 13H218V11L217 12H215ZM214 13V14H215ZM4 14V15H5ZM78 14V12H76V15ZM91 14V13H90ZM99 14V13H98ZM98 14H97V17H100V16H98ZM107 14V15H108ZM175 14V15H176ZM196 14V13H195ZM220 13H218V15H219ZM225 14H227V13H224V16H225ZM232 14H227V15H231L232 16ZM34 15H35V13H34ZM33 15V16H34ZM37 15V14H36ZM34 16V18L35 17H37V16ZM38 15H40V13L38 14ZM63 15H64V13H63ZM74 15H75V13H74ZM73 15V16H74ZM85 15V14H80V17H82V19L83 20H85L86 21V18H87V16H90V15H88L87 14V16L85 17V19L83 18V16ZM103 15V14H102ZM172 15V14H171ZM174 15V14H173ZM172 15V16H173ZM217 15V16H218ZM226 15V16H227ZM233 15H235V14H233ZM237 15H235V17H237ZM12 16V17H11ZM30 16V15H29ZM44 16V17H45ZM65 16V15H64ZM95 17H96V14L94 15ZM106 16V15H105ZM113 17V16H111L110 18H112L113 19V21L112 22H114L115 23V19H117V17ZM200 16V15H199ZM215 16H216V14H215ZM222 16V15H221ZM220 16V17H221ZM225 16V17H226ZM230 16V17H231ZM241 16H238L237 18L239 19V20H241V19H243L244 17H241ZM28 17V16H27ZM67 17H69L70 18V15L69 16H67ZM76 18H77V16H75ZM74 17V18H75ZM101 17H103V16H101ZM107 18L106 19H108V17L109 16H106ZM191 17V16H190ZM195 17V16H194ZM211 17V18H210ZM219 17V19H221ZM223 17V16H222ZM240 17H241V19H240ZM250 17H249V21H250ZM5 18V17H4ZM7 18H5V19H7ZM15 18V20L17 21H15V22H13V19ZM24 18V17H23ZM32 18V16L31 17H29V18H27V20H32L31 19ZM33 18V19H34ZM39 18H41V17H39ZM63 18V17H62ZM62 18H60V21H62L63 19ZM65 18V17H64ZM78 18H79V15H78ZM92 18H93V16H92ZM115 18V19H114ZM120 18L118 17V19L119 20H117L118 22L120 21ZM210 20H209V19ZM214 18V19H213ZM263 18V17H262ZM2 19H3V17H2ZM24 19H26V17L24 18ZM36 19V18H35ZM81 18L80 19H78V20H80V21H82L83 22V20H82ZM95 19V18H94ZM94 19H92V20H94ZM97 19V18H96ZM111 19V20H112ZM216 19H217V17H216ZM216 19H215V21H216ZM218 19V20H219ZM227 19H228V16H227ZM234 19V18H233ZM238 19H236L237 21H239ZM260 19V18H259ZM258 19V21H262L263 19H261V20H259ZM9 20V21H10ZM27 20H25L26 22H27ZM65 20V19H64ZM67 20H69L68 22H70L71 20H73V21H71L70 22V24L67 22ZM77 20V21H78ZM90 21H92L91 20V17H90V19H89ZM103 20V19H102ZM197 20V19H196ZM207 20H209V21H207ZM232 20V19H231ZM246 20V21H247ZM2 21V22H1ZM36 21V20H35ZM38 21V20H37ZM45 21V20H44ZM51 21V22H50ZM55 21H57V20H55ZM54 21V22H55ZM87 21H88V19H87ZM86 21V22H87ZM95 21V20H94ZM98 21V20H97ZM100 21V20H99ZM185 21H187V22H185ZM223 21V20H222ZM225 21V20H224ZM243 21V20H242ZM249 21L247 22V23H249ZM33 22V21H32ZM57 22H59V21H57ZM62 22V23H63ZM96 22V21H95ZM94 22V23H95ZM109 23H110V20L108 21ZM121 22V23H122ZM175 23L174 25H175V27H174V25H173V23ZM252 22V21H251ZM250 22V23H251ZM263 22V21H262ZM20 23V24H19ZM37 23V22H36ZM75 23V22H74ZM96 23H98V22H96ZM105 23V22H104ZM124 23H122L121 24V26L122 25H125ZM170 23H172V25L170 24ZM185 23H187L188 24V26L185 24ZM211 23V22H210ZM213 23V22H212ZM215 23V22H214ZM229 23V22H228ZM250 23H249V26H251L250 25ZM253 23V22H252ZM251 23V24H252ZM254 23L256 24V23H258L257 22V20L256 21H254ZM261 23V22H260ZM264 23V22H263ZM263 23H261V26H264L263 25ZM16 24H18V25H23L24 27L22 28L23 30H25L26 32H24V34H22L23 32H19V30L20 31H23V30H21L19 27H17L16 26ZM47 24V25H46ZM69 24V25H68ZM78 24V23H77ZM222 24V23H221ZM242 24V23H241ZM33 25H35V27L36 28H34L33 27V29L30 27V26H33ZM55 25V24H54ZM59 25V24H58ZM63 25H65V24H63ZM67 25L69 26V27H67ZM73 25H76V24H73ZM79 25H80V23H79ZM98 25V24H97ZM97 25H94V27L95 26H97ZM101 25V24H100ZM103 25V24H102ZM114 25V24H113ZM210 25V26H209ZM224 25V24H223ZM226 25V24H225ZM230 25V24H229ZM238 25H239V23H238ZM252 25H254V24H252ZM28 26V27H27ZM57 26V25H56ZM56 26H54V27H56ZM60 26V25H59ZM71 26V27H70ZM108 25H105V27L106 28H109V27H107ZM109 26H111V25H109ZM173 26V27H172ZM196 26V25H195ZM214 26V25H213ZM231 26V25H230ZM249 26H245V27H249ZM260 26V28L262 29V27ZM2 27V28H1ZM31 28V33H30V31H29V29L28 28ZM82 27V26H81ZM112 27V26H111ZM119 27V26H118ZM229 27V26H228ZM234 27H235V25H234ZM237 27V26H236ZM256 27V26H255ZM255 27L253 28V27H251V28H253V30H255ZM18 29L19 28V30L16 32L17 33V35L18 34H20L21 36L19 37V35H18V37L21 39H19V41H18V38L16 37L17 35H16V33L14 32L16 29ZM39 28V29H38ZM41 28V29H40ZM71 28V29H70ZM76 28H78V27H76ZM99 28V27H98ZM101 28V27H100ZM214 28V27H213ZM213 28H211V31L210 32H212V30H213ZM231 28V27H230ZM242 28H243V26H242ZM256 28H258V26L256 27ZM260 28H259V30H260ZM264 28V27H263ZM79 29V28H78ZM102 29V28H101ZM103 29H104V25H103ZM118 29V28H117ZM123 29V28H122ZM215 29V28H214ZM11 30V33H13V34H11L10 32L8 33V31H10ZM119 30V29H118ZM210 30V29H209ZM238 30H239V28H238ZM258 29H257V33H258V31H259ZM263 30V29H262ZM28 31V32H27ZM52 31V32H51ZM56 31V32H55ZM80 31L82 32V29H80ZM100 31V30H99ZM106 31V30H105ZM121 31V30H120ZM235 31V30H234ZM252 31V30H251ZM0 32V33H1ZM5 32V33H6ZM19 32V33H18ZM54 32V33H53ZM62 32V33H61ZM64 32H66L65 34H63ZM74 31H73V33H72V31L70 32V34H74L73 36H75V34L76 35H78L79 33H81V32H78V34L77 33H75ZM83 32H84V30H83ZM82 32V34H84V35H86V32H84L83 33ZM114 31H106V32H104V33H106V35H107V33L111 36V37H109L108 35H107V38H105V36L103 35V37H104V39H109V40H111L110 38H113L112 37V35H114V33H113ZM115 32H117V30L115 31ZM191 32V33H190ZM215 32H218L219 34H220V32L219 31H217V30H214V34H216ZM238 32V31H237ZM253 32H255V31H253ZM51 33H52V35H53V39H55L54 40V42H53V39H49L50 38V35H51ZM112 35H111V34ZM127 33V34H126ZM260 33V32H259ZM259 33H258V35H259ZM262 33L264 34V32L262 31ZM11 36H10V35ZM15 34V35H14ZM56 34V35H55ZM61 34H63V35H61ZM118 34H120V33H118ZM122 34V33H121ZM213 34V35H214ZM245 33H243V35H244ZM254 34V33H253ZM252 34V35H253ZM262 34V35H263ZM97 35H99V33L97 34ZM128 35V36H127ZM223 35V34H222ZM228 35H229V33H228ZM261 35V34H260ZM13 36V37H12ZM67 36H68V41H67V39H61L60 38V40H63V42H64V44L65 43H67V45L70 47V46H72V45H74V42H73V44L71 43V45H69L70 44V42H72L73 40L70 38V37H73L72 35L70 36L69 34H67ZM124 36V35H123ZM212 36V35H211ZM217 36V35H216ZM226 36V35H225ZM230 36H231V31H230ZM9 37H11V38H9ZM16 37V38H15ZM101 37V36H100ZM99 36L97 37V39H96V41H98V38H100ZM103 37H102V40L101 39H99V41L100 42H97V43H99L97 46L98 47H100L99 45H101L102 46V41L104 40L103 39ZM115 38H117L116 36H114ZM132 37V38H131ZM254 37V38H253ZM253 40L255 39H257V38H255V37H257V35H253ZM259 37V36H258ZM261 37V36H260ZM69 38L71 39V41L69 40ZM114 38V39H115ZM245 38V36L243 37V39ZM249 38V37H248ZM262 38V40H256V44L254 45V44H252V46L254 45V46H256V48L253 46L252 48H255V49H253V53L252 52H248L249 53V55H251V53H252V55L249 57L248 56V54H246L247 56H245L246 57V60L247 59H249L250 58V65H249V63L246 65V62H244L245 63V65H246V67L248 68V65H249V68L248 69H250V67H252L251 68V72H252V74H254L253 73V71H254V69H253V67H255L254 65L252 66V64L254 63L255 65H256V68H263L264 67V44H262V43H264V40H263V38L264 37H261ZM93 39V38H92ZM92 39H89V41L91 40L92 41ZM245 39H247V38H245ZM251 39V38H250ZM259 39V38H258ZM50 40V41H49ZM108 40V41H109ZM113 40V39H112ZM35 41H40L39 43L38 42H35ZM48 42V44H46V45H49V49H53L54 51H51V50H49L48 49V51L49 52H47V51H45V52H43V50H42V52L41 51H37V52H39V53H37L36 51H34V48H36V45H38L39 47H40V45H42L43 44V42H44V44H45V42ZM80 41V40H79ZM83 41H85V39L83 40ZM82 41V39H81V41L80 42H83ZM88 41V42H89ZM96 41H95V43H96ZM108 41H106V40H104L103 42H105L104 43V47L106 46V45H108L106 42H108ZM115 41V40H114ZM250 41V40H249ZM46 42V43H47ZM52 42H53V44H52ZM199 42V41H198ZM257 42L259 43L258 45H257ZM42 43V44H41ZM75 43H77L78 44V41L77 42H75ZM86 43V42H85ZM90 43L91 42H89V45H90ZM95 43H93L94 44V47H95ZM101 43V44H100ZM114 44H115V42H113ZM195 43H197V41L195 42ZM194 42H193V46H194V44H195ZM247 43V42H246ZM249 43V42H248ZM251 43H252V41H251ZM51 44V45H50ZM76 44V45H77ZM80 44V43H79ZM86 44H88V43H86ZM106 44V45H105ZM110 44H111V42H110ZM110 44H109V46H110ZM113 44V45H114ZM116 44H118L117 42H116ZM116 44H115V46H116ZM204 44V43H203ZM82 45H84V44H82ZM89 45L88 46H85V47H88V48H90L89 47ZM119 45V44H118ZM118 45H117V47H118ZM163 45H165L164 47H163ZM247 45V44H246ZM262 45V46H261ZM37 46V47H38ZM67 46V47H68ZM81 46V44L78 46V48ZM109 46H106V47H108L109 48ZM126 46V48L124 49V50H126L128 47ZM207 46H209V45H207ZM245 46V45H244ZM247 46H249V44L247 45ZM251 46V45H250ZM43 48H44V46H42ZM105 47V48H106ZM112 47V46H111ZM116 47V48H117ZM165 49V50H163V48ZM168 47V48H167ZM196 47V46H195ZM198 47V46H197ZM196 47V48H197ZM210 47V46H209ZM41 48V47H40ZM42 48V49H43ZM92 48V47H91ZM96 48V47H95ZM101 48V47H100ZM99 48V49H100ZM107 48V49H108ZM172 48H173V51H172ZM190 48V49H189ZM36 49H39V48H36ZM44 49H46V46H45V48ZM59 49V48H58ZM61 49V48H60ZM107 49H105V51L107 50ZM175 49H178V50H180V51H183V53H184V55L182 54V53H180V51H179V54H182L184 57H186V58H184L183 56H178L179 54L178 53H174L175 51L177 52L178 50H175ZM182 49H184L185 51H187V52H184V50H182ZM189 49V50H188ZM194 49V48H193ZM192 49V51H193V53L195 52L194 50ZM198 49V48H197ZM196 49V50H197ZM207 49V48H206ZM211 49V48H210ZM209 49V50H210ZM245 49H247V47L245 48ZM40 50V49H39ZM85 50H87V49H85ZM96 50H97V48H96ZM109 50H112V51H114L115 49H114V47H112V49H110L109 48ZM108 50V52H111V53H109V55L110 54H113V55H115L116 53H113L112 51H109ZM57 51V52H56ZM80 51V50H79ZM84 51V50H83ZM248 51V50H247ZM52 52V53H51ZM100 52V51H99ZM117 53H118V51H116ZM191 52V53H190ZM44 53L46 54V55H50V57H51V55L52 56H55V57H57V59L58 60H54L53 59V61L55 62V61H58V62H61V63H63L62 65H61V63H58V64H56V62H55V64H54V62L51 64L50 63V65H45L44 64V60H43V58H41L40 56H38L37 54H41V55H43L44 56ZM48 53V54H47ZM51 53V54H50ZM58 54L57 56L55 55V54ZM73 53H71V55H73ZM91 53H92V51H91ZM192 53V55H193V58H194V55L195 54H193ZM212 53V52H211ZM240 53H242V52H240ZM93 54V53H92ZM197 54V53H196ZM244 54V53H243ZM243 54H242V60H244L245 58H244V56H243ZM90 55V54H89ZM107 55V54H106ZM109 55H108V57H109ZM177 55V56H176ZM110 56H112V55H110ZM128 56V57H129ZM94 57V59H96L97 57L96 56H93ZM96 57V58H95ZM113 57V56H112ZM183 57V58H182ZM189 57H191V55L189 56ZM221 57V56H220ZM223 57V56H222ZM221 57V58H222ZM192 58V57H191ZM211 58H213L212 56H211ZM61 59V60H60ZM74 60V62H73V60ZM79 59V60H78ZM98 59V58H97ZM96 59V62L97 63H99L100 61L99 60H97ZM101 59V58H100ZM112 59H114V58H111V60ZM172 59V60H171ZM185 59H188V60H185ZM196 59V58H195ZM251 59H253V61L251 60ZM83 60V59H82ZM102 60H104V63L105 64H107V65H104V63H103V61ZM101 60V67L103 66V68L102 69H104V73H105V71H108V73L106 72L104 75H105V77L107 78V80L105 81V82H107L108 81V83H107V85H108V87H109V85H110V90H111V87L113 86V87H115L114 89L112 88V91H115L117 88L116 87H119L121 90H118L117 89V91H115V92H118V91H120L119 93H122V94H124V95H126V96H128V94L130 95V97L129 98H131L132 97V100L131 101H134V103L136 104V102L138 101V100H136L137 98H136V94L135 95H133L134 93H133V88L132 87H134V86H132L133 84H131V82H127V83H129L131 86H129L128 87V85L126 84V82L125 81H123L122 79H120V78H122V77H119L120 75L119 74H117V73H114L113 74V71H112V74H111V72H109V70H106L107 68H109V67H107V66H109L108 65V61H107V63H106V61H105V59H102ZM108 60H110V59H108ZM221 60V59H220ZM219 60V61H220ZM237 60V59H236ZM68 63H67V62ZM175 61H176V63H175ZM185 61H187V62H185ZM193 61H194V59H193ZM234 61V60H233ZM47 62V61H46ZM45 62V63H46ZM65 62H66V64H65ZM72 62V63H71ZM130 61H128V63H129ZM232 62V61H231ZM248 62V61H247ZM195 63H196V61H195ZM194 63V64H195ZM210 63V62H209ZM239 63V62H238ZM237 63V64H238ZM252 63V64H251ZM47 64V63H46ZM64 64H65V66H64ZM72 64H74V65H72ZM77 64V65H78ZM189 65V67L190 68H188V70L185 72V78L183 77V79L185 80V82L188 84V86L190 87L189 89L190 90H192V92H191V94H186V96H182L181 97V95H180V93L177 91V89H178V87L176 86V85H180L179 83H177L178 81H175L176 79H177V77H176V79L175 78H171L170 77V75L172 76V74L171 73H173V75H174V72H176L175 74H178L177 72H180V71H182V70H179V68L180 67H182L181 65ZM192 64H193V62L191 63V66H192ZM220 64H221V62H220ZM219 64V65H220ZM235 64V63H234ZM236 64V65H237ZM72 65V66H71ZM76 65V66H77ZM131 64H129V66H130ZM197 65H198V62H197ZM216 65V64H215ZM236 65H235V67H236ZM242 65V64H241ZM240 65V66H241ZM46 66V67H45ZM51 67L50 68V70H49V68L47 69V67ZM62 66H63V68H62ZM111 66V65H110ZM234 66V65H233ZM65 67V68H64ZM82 67V66H81ZM81 67H80V70L79 71H81ZM107 67V68H106ZM199 66H196V68H198ZM216 67V66H215ZM77 68V67H76ZM76 68H75V70H76ZM133 68V67H132ZM132 68H131V70H132ZM210 68H212V67H210ZM209 68V69H210ZM219 68V67H218ZM256 68H255V70H256ZM65 70V72H68L67 74H69V71L70 72H72V73H70L68 76H66L67 74H65V77H68V78H65V79H63V81L61 80L60 81V79L61 78H63L64 76H62V74H64L65 72H63L64 70ZM78 69H79V67H78ZM83 69V68H82ZM201 69V68H200ZM199 68L198 69H196L197 71L198 70H200ZM215 69V68H214ZM237 69V68H236ZM252 69H253V71H252ZM67 70V71H66ZM72 70V71H71ZM179 70V71H178ZM195 70V71H196ZM219 70V72L221 71L220 69H218ZM218 70H216V71H218ZM264 70V69H263ZM77 71V70H76ZM103 71V70H102ZM137 71H135V73L137 72ZM183 71H184V68H183ZM190 71V72H189ZM197 71L195 72V73H197ZM215 71V72H216ZM238 71V70H237ZM241 71V70H240ZM258 71H261L260 69L258 70ZM257 71V72H258ZM132 72H134L133 70H132ZM199 72V71H198ZM247 72V71H246ZM248 72H249V70H248ZM264 72V71H263ZM103 73V72H102ZM109 73H110V75H109ZM190 73H191V75L192 76H194L193 78H195V79H191V75H190ZM218 73V72H217ZM217 73H215L216 74V76H218L217 75ZM221 73H222V71H221ZM225 73V72H224ZM224 73H223V75H224ZM259 73V72H258ZM75 74V73H74ZM77 74V73H76ZM106 74H107V76H106ZM117 76H116V75ZM179 74H181V73H179ZM248 74V73H247ZM260 74H261V72H260ZM83 75V74H82ZM84 75H87V74H84ZM104 75H103V77L102 78H104ZM198 75V74H197ZM200 75V74H199ZM220 73H219V76L218 77H220ZM59 76H62V77H60L59 78ZM135 76H137V75H135ZM178 76V75H177ZM215 76V78H216V81L218 80L217 79V77ZM248 76H249V74H248ZM247 76V77H248ZM251 76H253V75H251ZM254 76H256V73H255V75ZM258 76H260V75H257L256 77H258ZM263 76H264V74H263ZM116 77H119V81L121 80V81H123V82H121L120 81V83H122V84H120L119 82H118V78H116ZM175 77V76H174ZM181 77V76H180ZM198 77V76H197ZM201 77V76H200ZM204 77V76H203ZM245 77V76H244ZM250 77V76H249ZM87 78V77H86ZM86 78H81V79H86ZM89 78L91 79V80H93V82L95 81V82H98L97 80H94V79H92V77H90L89 76ZM260 78V77H259ZM257 79V78H255V79H257V80H259L260 81V79ZM262 78H264V77H261V80H262ZM80 79V81L81 82H83L84 84V86H85V84H86V82H87V80L84 82V81H82ZM175 79V80H174ZM193 80L192 82H189V81H191V80ZM242 79V78H241ZM240 79V80H241ZM248 79V78H247ZM254 79V80H255ZM73 80H74V82H73ZM183 80V81H184ZM198 80V79H197ZM200 80V79H199ZM215 80V79H214ZM220 80H222V78L220 79ZM243 80H244V78H243ZM252 80V79H251ZM254 80H253V83H254ZM127 81V80H126ZM135 81V80H134ZM181 81H182V79H181ZM196 82V83H194V84H197L196 85V87H195V85H193V82ZM219 81V80H218ZM256 81V80H255ZM262 81H264V80H262ZM66 82V81H65ZM73 82V83H72ZM244 83H245V80L243 81ZM242 81H241V83H239V82H237V85H238V83L239 84H241L242 85V83H243ZM250 83L251 84V86H252V81H247L246 80V83ZM91 83H92V81H91ZM90 83V84H91ZM99 84H101V80H100V82H98ZM177 83V84H176ZM221 83V82H220ZM244 83H243V87H244ZM247 83V84H248ZM258 84H260L259 82H257ZM93 84H95V83H93ZM92 84V85H93ZM106 84V83H105ZM140 84V83H139ZM183 84V83H182ZM254 84H256V83H254ZM258 84H256V85H258ZM263 84V83H262ZM261 84V85H262ZM64 85V86H63ZM87 85V84H86ZM98 85V84H97ZM215 85V84H214ZM218 85V84H217ZM234 85V87H235V83L233 84ZM246 85V84H245ZM261 85H260V87L259 86H257L258 87V89L260 88L261 89ZM94 86V85H93ZM99 86V85H98ZM103 86V85H102ZM106 86V85H105ZM137 86V85H136ZM184 86H185V84H184ZM247 86V85H246ZM249 86V88L251 87L250 85H248ZM255 86V85H254ZM61 87H62V89H61ZM64 87V88H63ZM193 87V88H192ZM215 87V86H214ZM229 87V86H228ZM228 87H226V88H228ZM234 87H233V89H234ZM242 87V88H243ZM256 86L254 87V88H257ZM131 89L132 91H131V93H132V95L130 94V92L128 93V92H126L125 90H129V89ZM140 88V87H139ZM192 88V89H191ZM230 88V87H229ZM236 89L238 88V87H235ZM240 88V87H239ZM247 89V87H244V90L245 91H248V89ZM146 89V88H145ZM148 89H146V90H148ZM162 89V90H161ZM197 90H200L201 88H199V87H197L196 88ZM212 89V88H211ZM241 89V88H240ZM252 89V88H251ZM136 90V89H135ZM188 90V89H187ZM213 90V89H212ZM215 90L216 89H214L213 91H212V93L213 92H215ZM231 90V89H230ZM229 89H228V91L226 90V92H229L230 91ZM242 90V89H241ZM241 90H236V91H241ZM244 90H242V91H244ZM253 90V89H252ZM251 90V91H252ZM254 90H256V89H254ZM123 91V92H122ZM130 91V90H129ZM262 91H264V89L262 88L261 90H260V96H262L263 97V95H264V92H262ZM249 92H250V89H249ZM126 93H128V94H126ZM136 93V92H135ZM200 93H202V92H200ZM221 93V92H220ZM223 93V92H222ZM222 93L220 94V96L222 95ZM230 93H231V91H230ZM234 93L236 94V92H235V90H234ZM252 93L253 94H255V93H257V90H256V92L254 93L253 91H252ZM251 92L249 93V94H252ZM196 94V93H195ZM199 93H197V95H198ZM211 94V93H210ZM214 94V93H213ZM213 94H211V95H213ZM215 94H217V93H215ZM224 94H226V93H224ZM245 95L246 94H248V93H244ZM258 94V95H259ZM230 94H228V95H225V96H229ZM232 95V94H231ZM229 96L227 99H228V101L227 100H225V98L226 97H224V100H223V102L225 101H227V102H230L229 100H230V97H231V99H232V96ZM238 96L240 95V94H237ZM241 95H243L242 93H241ZM244 95V96H245ZM137 96H138V94H137ZM150 96V95H149ZM166 96V98H169V101L168 100H164L165 97ZM215 96V95H214ZM224 96V95H223ZM248 96H250V100L253 102V98H252V96L251 95H248ZM254 96V95H253ZM256 97H257V95H255ZM134 97V98H133ZM198 97H201V96H198ZM211 97V96H210ZM219 97V96H218ZM235 97V96H234ZM246 97V96H245ZM255 97V98H256ZM87 98V97H86ZM157 98V97H156ZM252 98V99H251ZM83 99V98H82ZM80 100V99H78V100H80L79 102H83L85 99H83V100ZM134 99V100H133ZM138 99H139V97H138ZM214 99V98H213ZM216 99V98H215ZM214 99V100H215ZM235 99V98H234ZM233 99V100H234ZM237 99V98H236ZM242 99H245L244 97L242 98ZM247 99H249V98H247ZM34 100V101H33ZM68 100H72V99H68ZM77 100V101H78ZM129 100V99H128ZM139 100H142V99H139ZM198 100V99H197ZM249 100V102H251ZM256 100V99H255ZM36 101V102H35ZM61 101V102H60ZM77 101H75L74 102V99H73V102L74 103H76ZM136 101V102H135ZM165 101V102H164ZM203 101V100H202ZM219 101V100H218ZM232 101V100H231ZM239 101H240V99H239ZM247 101V100H246ZM64 102H66V101H64ZM72 104H74L72 101H70ZM214 102H216V103H218L217 102V100H215ZM214 102H212V104H215ZM223 102H221V105H224V104H222ZM226 102V103H227ZM33 103L35 104V105H33ZM67 103L69 104V101H67ZM84 103V106H85V104H87V103H90L89 102V99H88V101H87V103H86V101H84L83 102ZM139 103V102H138ZM235 103V102H234ZM248 103V102H247ZM71 104V105H72ZM197 104V103H196ZM195 104V108L197 107V105ZM199 104H200V102H199ZM207 104V103H206ZM209 104H211V103H209ZM208 104V105H209ZM219 104V103H218ZM232 104H233V102H232ZM242 104V103H241ZM77 105H79V106H81V108L79 107V106H77V108L75 109V107L76 106H74L73 108L75 109V110H77V109H81L80 111L82 112V113H85V114H89V116H90V114H91V112H94V108H92L91 106V108L89 107V110H88V108L85 110V107L84 106H82L81 104H77ZM90 105H92L91 103H90ZM220 105V104H219ZM219 105H218V107H219ZM231 105V104H230ZM229 105V106H230ZM234 105V104H233ZM147 106V105H146ZM210 106V105H209ZM226 106V105H225ZM243 106V105H242ZM71 107V106H70ZM82 107H84V108H82ZM127 107V106H126ZM141 107H142V105H141ZM206 107H208V106H206ZM214 107V105H212V108ZM217 106L215 105V108H216ZM217 107V108H218ZM234 106H232V108H233ZM243 107H245V106H243ZM72 108V107H71ZM72 108V109H73ZM129 108V107H128ZM185 108H187V109H185ZM194 108V109H195ZM198 108H200V106L198 107ZM215 108H213L212 110H214ZM220 108H221V106H220ZM219 108V109H220ZM222 108H223V110L225 109V107H223L222 106ZM228 108V107H227ZM226 108V109H227ZM91 109H93V110H91ZM96 109V108H95ZM126 108L124 107V111H125V113H124V111L123 110H120V114H116V115H112V117H110V118H108L109 119V122H108V127H109V129H108V141L106 142V143H103V142H105V141H102V143L104 144V146L102 147V151H103V153H101V154H105V153H107V154H105V155H107V157H108V153H111V151H112V155H118V156H122V157H124V156H127L129 153H131L133 150H135L136 148H137V146H138V144L140 143V142H143V143H147L148 141H150V139L153 137V131H152V128L150 127V124L149 123H146V121L148 122V120H146V118H143V116H142V118H143V120L145 121V122H141L140 120H138L139 119V117L141 118V114H139L138 116H134V113H133V111L130 109H126ZM162 109V108H161ZM183 109H185V112H183ZM201 109H202V107H201ZM208 109V108H207ZM218 109V110H219ZM62 110V111H61ZM86 112H85V111ZM91 110V112L89 113L88 111H90ZM119 110V109H118ZM127 110H129L130 112H132L133 114L132 115H129L128 113L129 112H127ZM133 110H135V109H133ZM203 110V109H202ZM205 110V109H204ZM218 110H214V111H218ZM231 110V109H230ZM122 111V112H121ZM137 111V110H136ZM193 111V110H192ZM191 111V112H192ZM220 111H222V109H220ZM226 111H228V110H226ZM96 112V111H95ZM115 112V111H114ZM126 112H127V114H126ZM139 112H140V110H139ZM138 112V113H139ZM156 112V111H155ZM182 112H183V114H182ZM224 112V111H223ZM78 112H76V113H74V114H77ZM82 113H81V115H82ZM135 113H137V112H135ZM137 113V114H138ZM201 113V112H200ZM214 113V112H213ZM217 113H219L220 114V112L218 111ZM216 112L214 113V114H216V116L217 115H219V114H217ZM59 114V115H58ZM63 114V113H62ZM65 114H67V112L65 113ZM65 114H63L64 116V119H66V117H65ZM84 114V115H85ZM143 114V113H142ZM190 114V113H189ZM195 114H196V112H195ZM224 114V113H223ZM79 115H80V112H79ZM79 115H76V117H78L79 119H77L76 118V120L78 121V122H80V124H81V120H82V124H85V126H87V127H89L90 128V125H91V123L89 122L90 121V119L89 118H86V119H88V120H86V122L85 123H83V119L82 118H80V117H82V116H79ZM92 115V114H91ZM148 115V114H147ZM150 115V114H149ZM166 115V114H165ZM194 115V114H193ZM204 115V114H203ZM221 115H222V113H221ZM68 116H69V114H68ZM220 116V115H219ZM145 117V116H144ZM169 117H170V115H169ZM204 117V116H203ZM70 118V117H69ZM73 118V120H75L74 119V117H72ZM142 118H141V120H142ZM63 119V120H64ZM81 119V120H80ZM85 119V118H84ZM92 119H94V118H92ZM96 119V118H95ZM22 120H24V121H32L33 122V124H34V127H35V129H36V126H37V128L39 129V130H41L40 128H42V127H44V124L47 126L49 123H53V128H50V132L48 133V130H47V133L46 134H48L47 135V137L46 138H44L43 137V132H42V130L43 131H45L46 132V129L48 128V127H46V128H44V129H42L41 131H37L38 129H34V127H33V125H30V124H32V122L31 123H29V122H27L26 121V123L29 125V127L28 126H25V127H23V124L24 125H26L25 123H24V121H22ZM63 120H61L60 122H62ZM75 120V121H76ZM80 120V121H79ZM142 120V121H143ZM168 120H170V119H168ZM197 120V122H195ZM21 121H22V123H21ZM68 121H69V119H68ZM90 123V125H89V123ZM205 121V120H204ZM212 121V120H211ZM97 122V121H96ZM201 122V123H200ZM36 123L38 124V125H36ZM66 123V122H65ZM64 122L63 123H61V124H65ZM87 123V124H86ZM99 122H97L96 123V125L98 124ZM107 123V122H106ZM79 124V125H80ZM93 124V123H92ZM100 124V123H99ZM198 124V125H199ZM42 126V127H40V126ZM49 125H51V124H49ZM59 125H60V123H59ZM95 125V126H96ZM107 125V124H106ZM106 125H105V127H106ZM202 126H203V124H201ZM201 125H199V127H198V129L199 128H204V127H201ZM30 126H32V129H31V133H29V129L28 128H31ZM51 126V127H52ZM61 126V125H60ZM81 126V125H80ZM104 126V125H103ZM179 126V125H178ZM204 126L206 127L207 125H205L204 124ZM28 127V128H27ZM92 127V126H91ZM102 127V126H101ZM184 127V126H183ZM24 128V129H23ZM82 128H83V125H82ZM92 128H94V127H92ZM107 128V127H106ZM105 128V130L107 131V129ZM27 129V130H26ZM37 131L40 135H38V136H41L40 138L38 137V136H36L37 134L35 133V131ZM192 129V128H191ZM198 129H197V131H198ZM202 129H199V130H201V132H203V130ZM206 129V128H205ZM209 129V128H208ZM57 130H61L60 128H57ZM66 129L64 128V130L63 131H65ZM84 130H85V127H84ZM99 130V129H98ZM207 130V129H206ZM28 131V132H27ZM33 131H34V134H32L33 133ZM42 132V133H41ZM102 132H104V131H102ZM192 132V133H193ZM57 133H56V135H57ZM194 133H196V132H194ZM193 133V134H194ZM205 133V132H204ZM27 134H29L28 136L29 137H27L26 135ZM34 135V137L32 136V135ZM73 134V133H72ZM70 135L71 137L73 136V135ZM32 136V137H31ZM36 136V137H35ZM66 136H67V134H66ZM66 136H63V137H66ZM38 137V138H37ZM49 137V138H48ZM75 137V136H74ZM29 138V139H28ZM41 138H44L45 140H42ZM62 138V137H61ZM31 139V140H30ZM34 139H36V141H34ZM38 139V140H37ZM41 140V142L42 141H46V143H44V142H40V140ZM47 139V140H46ZM51 141V140H55V145H54V143H53V141H51V142H48L49 140ZM57 139V140H56ZM70 140H71V145H72V139L71 138H69ZM75 139H77V138H75ZM75 139H74V142H75ZM78 139H80V138H78ZM77 139V140H78ZM33 141V143L35 144H38V145H40L39 146V148L41 149H39L37 146L38 145H32L30 142H28V141ZM63 140V139H62ZM66 140V139H65ZM76 140V141H77ZM62 142V141H61ZM60 142V145L62 144V146H63V142L61 143ZM77 142H80V140H78ZM40 143V144H39ZM44 143V147H46L47 149H42L41 148V146H42V144ZM49 143H51V144H49ZM67 143V142H66ZM86 143H88L87 141H86ZM5 144V145H4ZM45 144H46V146H45ZM47 144H49V145H47ZM52 144H53V146H52ZM74 144V143H73ZM82 144H84V142L82 143ZM6 146L8 149H6L4 146ZM83 146H86L85 144L83 145ZM2 147H4V149L2 148ZM49 148H50V146H49ZM60 149H61V146L59 147ZM2 149V150H1ZM160 148L159 147H157V146H153V145H147V147H146V151H147V153H148V155L149 156H151V155H154V154H156L157 153V151L159 150ZM43 150H46V151H43ZM64 150V149H63ZM76 150H78V149H76ZM89 150V149H88ZM66 151V150H65ZM9 152V153H8ZM73 151H71V153H72ZM2 153H0V161H1V164L0 165H2V166H4V164L6 165V162L5 161H2L3 159H1L2 158ZM51 153V152H50ZM75 153V152H74ZM89 154H93V153H89ZM59 155L61 156V154L59 153ZM69 155V154H68ZM104 155V156H105ZM111 155V154H110ZM5 156V154L3 155V157ZM59 156V158L58 159H61V157ZM73 156V155H72ZM72 156H70L71 158V160H72ZM104 156H102V157H104ZM7 157H8V155H7ZM49 157L51 158V159H49ZM96 157V156H95ZM98 157V156H97ZM101 157V156H100ZM101 157V158H102ZM12 158V159H11ZM53 159V160H52ZM107 159V161H108V158H106ZM62 160V159H61ZM104 160H105V157H104ZM8 161V163H10ZM101 162H103V160H100ZM2 162H3V164H2ZM61 163H63V164H65L64 162H61ZM103 163H105V164H103V165H107L108 163L105 161V162H103ZM81 163H79V165H80ZM12 165V164H11ZM11 165H9V167L11 166ZM102 164H101V166H102V169L104 170V169H106V170H104L107 174L108 173H110V174H114V173H116V172H118V173H116L115 174V177L114 176H110L111 178H116V175L118 174V178H116V180L113 178V180L109 177V174L108 175H106V176H108V178H106V179H109L110 178V182H118V180H119V182L121 181V183H123V184H125L126 185V183H125V176L126 177H129V181H130V183H129V185H131V187L132 186H134V184H136L137 183V180H136V178L133 176L136 172H134L133 173V175L130 173V171H132V164L130 165V166H128V167H125V169L123 168L125 165H126V163H124V165L122 166V168L124 169H122V170H120L119 168H121V166L117 169L116 167H115V170L117 169V171H114V168H112L113 166H110V165H112V164H108L107 166H109V167H111V168H109V170H107V166H105V168H103L104 166H103ZM114 165V164H113ZM117 165H118V163H117ZM8 166V165H7ZM7 166H6V168H7ZM127 166V165H126ZM1 167V166H0ZM5 167V166H4ZM8 167V168H9ZM97 168L99 167V166H96ZM162 167L163 166H161V167H157V168H154V169H151V171H150V175L149 176H144V178H145V180H146V185H145V187H150V188H152L153 189V192L152 191H148V192H146L148 189H146V190H144V191H142V194H144L145 195V192H146V197H147V205H149L148 207L150 208V209H155L156 208V206H158L162 201L161 200H163V199H160L159 197H158V192H157V189L160 187V186H162V185H165L166 184V182H167V178H166V176L165 175H163L162 173H161V171L163 172V171H166L167 170V168H163L164 170H162ZM5 168V169H6ZM62 168H60L61 169V172H65L66 170L64 169L63 171H62ZM101 167H99L98 169H100ZM4 169V170H5ZM68 169V168H67ZM88 169V168H87ZM102 169H101V171H102ZM112 169H113V171H114V173L112 172ZM53 170H54V173H53ZM56 170V171H55ZM95 170V169H94ZM93 170V171H94ZM252 170V169H251ZM97 171V170H96ZM99 171V170H98ZM97 171V172H98ZM110 171V172H109ZM126 172V174H125V172ZM136 171V170H135ZM258 171H263V170H258ZM7 172V171H6ZM52 172V173H51ZM56 172V173H55ZM60 172V173H61ZM88 172V171H87ZM97 172H95V173H97ZM120 172V173H119ZM124 172V173H123ZM264 172V171H263ZM5 173V172H4ZM3 173V174H4ZM50 173H51V176H50ZM103 173V172H102ZM102 173H101V175L98 177V178H102L101 176H103V179L105 180V178H104V176H105V174L104 175H102ZM122 173V174H121ZM130 173V174H129ZM138 173V172H137ZM141 173H143V172H141ZM178 173H184V172H179L178 171ZM10 174V173H9ZM59 174V173H58ZM81 174V173H80ZM79 174V175H80ZM125 174V175H124ZM132 175L131 177V179H130V176L129 175ZM144 174V173H143ZM55 175V176H54ZM120 175H124V179H119L120 178ZM145 175V174H144ZM259 176V175H258ZM2 177V176H1ZM50 177H51V179H52V177H55L56 179H52L53 181H51V182H49V180H51L50 179ZM61 175H60V181H61ZM81 175L79 176V179L81 180ZM184 177H186V174H184ZM123 178V177H122ZM257 179H258V177H257ZM259 179H260V183H263L264 184V176H263V174H260V177H259ZM102 180V179H101ZM112 180V181H111ZM123 180V181H122ZM127 180H128V178H127ZM8 181V180H7ZM59 181V182H60ZM98 181V180H97ZM100 181V180H99ZM103 181V180H102ZM129 181H127V183L129 182ZM50 183V184H48V183ZM58 182V181H57ZM54 183H56V182H54ZM96 183V182H95ZM105 183V182H104ZM14 184V185H13ZM94 184V183H93ZM97 184H98V182H97ZM103 183L101 182V186H103L102 185ZM106 184V183H105ZM105 184H104V186H105ZM112 183H110V188L113 186V185H115V186H113L112 187V191H113V188H115V189H117V188H120L121 186L120 185H118V186H116L117 184H113V185H111ZM46 185H48V186H46ZM53 185H55V184H53ZM58 185V184H57ZM107 185H109V184H107ZM129 185H126V186H128L129 187ZM9 186V187H10ZM2 187V188H3ZM56 188V186H50V188ZM98 187V186H97ZM106 187V186H105ZM105 187H103V188H105ZM122 187H124L123 185H122ZM138 187H140V185L138 186ZM164 187V186H163ZM49 188V189H50ZM51 188V189H52ZM107 188H109V186L108 187H106L105 189L106 190H108ZM126 187H124V189H125ZM130 188V187H129ZM136 187H134V189H135ZM181 188H183V186L181 187ZM181 188H179V186H177V184H176V189L177 190H181ZM9 189V188H8ZM7 189V190H8ZM11 189L13 190V192L11 191ZM48 189V190H49ZM94 189V188H93ZM92 189V190H93ZM168 189V188H167ZM47 190V191H48ZM127 190H128V188H127ZM131 190H132V188H131ZM140 190H142V189H140ZM166 190V189H165ZM11 191V192H10ZM94 191V190H93ZM109 191H110V189H109ZM117 191H118V189H117ZM125 191H126V189H125ZM137 191H138V188H137ZM52 192V194H50ZM114 192H115V190H114ZM113 192V193H114ZM122 192V191H121ZM120 192V193H121ZM124 192V191H123ZM130 192L131 191H129V193L128 194H130ZM140 192V191H139ZM138 192V193H139ZM46 193H48V192H46ZM100 193V192H99ZM104 193V192H103ZM107 193V192H106ZM109 193H112L111 191L109 192ZM117 193V192H116ZM116 193H114V194H116ZM119 193V194H120ZM141 193V192H140ZM54 192H53V190L52 191H50L49 192V194L48 195H50V198H52L53 200H55V198H54ZM123 194V193H122ZM135 194V193H134ZM164 194L165 193H162V196H164ZM53 197H52V196ZM93 195V194H92ZM105 196V195H104ZM104 196H101V197H104ZM123 196V195H122ZM128 196V195H127ZM140 196V195H139ZM8 197H10V198H8ZM98 197H100V195L98 196ZM109 197V196H108ZM120 197V196H119ZM141 197H142V195H141ZM106 197H104V199H105ZM135 198H137V199H139V200H141V198H138V196H136V197H134V200H135ZM152 198H154V200H156L157 202H155L154 203V201H153V199ZM160 200H159V199ZM94 199V198H93ZM98 199H101V198H98ZM104 199H103V201H104ZM110 199V198H109ZM48 200V199H47ZM50 201H52L51 199H49ZM48 200V202H50ZM102 200V199H101ZM111 200H113V199H111ZM111 200H110V202H111ZM121 200H123V199H121ZM126 200V199H125ZM131 200V202H132V198L130 199ZM143 200V199H142ZM145 200V199H144ZM143 200V201H144ZM146 200H145V202H146ZM159 200V201H158ZM108 201V200H107ZM127 201V200H126ZM38 202L40 203V206L38 207L37 205H38ZM130 202V201H129ZM134 202H138V203H134L133 205H132V207L133 206H135V207H137V208H141V206H144V204L143 203H139V201H137V200H135ZM141 202V201H140ZM163 202H164V200H163ZM2 203H4V204H2ZM8 203H9V205L11 204V206H9V207H7L8 206ZM108 203V202H107ZM113 202H111V204H112ZM126 203V202H125ZM37 204V205H36ZM53 204V203H52ZM116 204V203H115ZM140 204H142V205H140ZM4 205V206H3ZM35 205H36V207H35ZM54 205V204H53ZM114 205V204H113ZM131 205V204H130ZM140 205V206H139ZM162 205H164L163 203H162ZM127 206V205H126ZM125 206V207H126ZM5 207H6V209H5ZM15 208V210L13 211L12 210V208ZM37 208L38 210H39V208L40 207H42L40 210L41 211H37L36 209V211L35 210H33V208ZM129 207V206H128ZM134 207V208H135ZM11 208V212L13 213V216L12 215H10V218H11V216H12V218L10 219L9 218V216H7L8 217V219H7V217H6V215H9L10 213L8 212V211H10L9 209ZM13 208V209H14ZM17 208V209H16ZM55 208V207H54ZM53 208V209H54ZM149 208H147V210L149 209ZM160 208H161V206H160ZM4 209L6 210V211H4ZM7 209H8V211H7ZM153 209V210H154ZM157 209V208H156ZM55 210V209H54ZM131 210H132V208H131ZM135 210V209H134ZM140 210H142V211H144V212H146L145 210H143V208L142 209H140ZM152 210V211H153ZM42 211H44V212H42ZM107 211V210H106ZM120 211V210H119ZM137 211V210H136ZM139 211V210H138ZM149 211H151V210H149ZM6 212L8 213V214H6ZM15 212V213H14ZM78 212V211H77ZM99 212V211H98ZM108 212V211H107ZM143 212V213H144ZM6 215H5V214ZM11 213V214H12ZM79 213H81V212H78V214ZM97 213V212H96ZM101 213H102V211H101ZM109 213V212H108ZM107 213V214H108ZM129 213V212H128ZM131 213V212H130ZM135 213V212H134ZM138 213V212H137ZM44 214V215H43ZM77 214V213H76ZM83 214V213H82ZM105 214V213H104ZM131 214H133V213H131ZM130 214V215H131ZM138 214H142V212L140 211ZM4 215H5V217H4ZM51 215H53V214H51ZM54 215H56L55 213H54ZM54 215H53V217H50V219L51 220H53L55 217H54ZM101 215V214H100ZM100 215H99V217H100ZM109 215V214H108ZM111 215H113V214H111ZM127 216H129V214H126ZM125 215V216H126ZM151 215V214H150ZM83 217H86L85 215H82ZM103 216V215H102ZM105 216H107V215H105ZM132 216V215H131ZM131 216H130V218H131ZM144 216V215H143ZM149 216V215H148ZM152 216V215H151ZM4 217V218H3ZM95 217V216H94ZM112 217V216H111ZM133 218H134V216H132ZM6 218V219H5ZM13 218H15L16 220H15V222L13 223V221H14V219ZM47 216H46V220H47ZM74 218V217H73ZM79 218V217H78ZM91 218H92V216H91ZM105 218L106 219H108L107 217H104V220H105ZM129 218V217H128ZM137 217H135V219H136ZM13 219V220H12ZM31 219V218H30ZM49 219V218H48ZM67 219H69V217L67 218ZM4 220V221H3ZM9 221V222H11L10 220H12V223H9V222H7L6 223V221ZM32 220V219H31ZM36 223H37V221L36 220H39L40 221V219H33ZM45 220V221H46ZM50 220V221H51ZM56 220V219H55ZM54 220V221H55ZM76 220L77 219H75V222H76ZM84 220V219H83ZM85 220H87V219H85ZM84 220V221H85ZM95 220V219H94ZM101 220H102V218H101ZM132 220V219H131ZM42 222H41V224H45L46 225V223L44 222L43 223V220H41ZM67 221V220H66ZM81 221H82V219H81ZM84 221H82V223L84 222ZM88 221H89V218H88ZM111 221V220H110ZM128 221V220H127ZM25 222V223H24ZM47 222V221H46ZM92 222V221H91ZM90 222V223H91ZM95 222V221H94ZM99 222V221H98ZM29 224H31V222L29 221L28 222ZM27 223V224H28ZM33 223V222H32ZM36 223L34 224L35 226H34V228L36 227L37 228V232H38V227L40 226H38L37 227V225H36ZM48 224L50 223L49 221L47 222ZM53 223V222H52ZM52 223L51 224H49V225H51V226H53L52 225ZM96 223H97V221H96ZM105 223V222H104ZM132 223H133V220H132ZM38 224V223H37ZM77 224H79V223H77ZM86 224V223H85ZM74 225H76V223L74 224ZM81 225H83V224H81ZM117 225V224H116ZM116 225H114V226H116ZM29 226H31L32 228H33V226L32 225H29ZM118 226H119V224H118ZM122 226V225H121ZM120 226V227H121ZM31 227H29V228H31ZM72 227V226H71ZM83 228H85L84 226H82ZM98 227V226H97ZM100 227V226H99ZM33 228V229H34ZM36 228L33 230V231H35L36 230ZM45 228V227H44ZM52 228V227H51ZM88 228H90V225L88 226ZM46 229V228H45ZM98 229V228H97ZM100 229V228H99ZM118 229V228H117ZM116 229V230H117ZM87 230H89V229H87ZM26 231V233H28V235H29V238L31 237V240L30 241H32V242H30L28 239L29 238H27L28 237V235L27 234H24V232ZM28 231V232H27ZM79 231V230H78ZM113 231H114V229H113ZM119 231V230H118ZM84 231H82V233H83ZM98 232V231H97ZM114 232H116V231H114ZM36 233V232H35ZM102 233L103 232H101L100 234L102 235ZM108 233V232H107ZM112 233V232H111ZM31 234V235H30ZM38 234H36V235H38ZM2 235V236H1ZM3 235H4V239H3ZM26 235V236H25ZM33 236V237H32ZM35 236V237H34ZM7 237H9V239L10 240H8V238ZM12 239H11V238ZM102 237V236H101ZM103 237H104V235H103ZM106 237V236H105ZM34 238H38V241L36 242V241H33V240H35ZM40 238V239H39ZM43 238V239H42ZM45 239V240H44ZM42 241V242H40V241ZM44 240V241H43ZM0 241V244H3V242H1ZM54 242H55V240H53ZM143 241V240H142ZM157 241H158V239H157ZM34 242H36V244H34V247H33V243ZM46 244H45V243ZM50 242V243H49ZM141 242V241H140ZM146 242V241H145ZM9 243V244H10ZM27 243H29L30 245H28ZM32 243V244H31ZM39 243H42V247H40L41 246V244H39ZM48 243V244H47ZM157 243V242H156ZM8 244V243H7ZM6 244V245H7ZM27 244V245H26ZM40 245V246H37V245ZM45 246H44V245ZM55 244V243H54ZM6 245H3L4 247H3V249L2 248H0V249H2V251H1V253L3 252V254L2 255H5L6 253H7V249L6 248H8L9 246H6ZM36 245V246H35ZM134 245V244H133ZM5 246H6V248H5ZM28 247L29 248V252H28V249H26V247ZM151 246H153V244L151 245ZM0 247H2V245H0ZM37 247V248H36ZM43 247H45L44 249H42ZM48 247V248H47ZM148 247V246H147ZM146 247V248H147ZM6 249V251H5V249ZM25 248V249H24ZM34 248H36V250L34 249ZM119 248V247H118ZM130 248H131V245H130ZM129 248V249H130ZM152 248H155V246L154 247H152ZM126 249H128V248H126ZM161 249H163V248H161ZM160 249V250H161ZM32 251V252H31ZM128 251V250H127ZM188 251V250H187ZM190 251V250H189ZM4 252H5V254H4ZM24 252V253H23ZM26 252V253H25ZM148 253H150V252H148ZM157 253V252H156ZM48 254V253H47ZM151 254V253H150ZM160 254V253H159ZM24 255V256H23ZM39 255V254H38ZM122 255H123V253H122ZM149 255V254H148ZM158 255V254H157ZM185 255H187V257H185L184 256V259H186L185 260V262H183L184 261V259H183V263H185V264H197V262L199 261V259H200V257H201V253H199V252H196V250L195 249H192V251H190V252H188V254H186V252H185ZM10 256V255H9ZM8 256V257H9ZM36 256V255H35ZM34 256V257H35ZM162 256V255H161ZM37 257V256H36ZM152 257V256H151ZM183 257V256H182ZM3 259H6V257L4 258V257H2ZM27 258V257H26ZM178 258V257H177ZM24 259V258H23ZM35 259V258H34ZM163 259V258H162ZM153 260V259H152ZM169 261V260H168ZM170 261H172V260H170ZM167 262V261H166ZM160 263V262H158L159 264H171V263ZM173 262V261H172ZM140 264H141V262H139ZM156 262H154L153 264H155ZM157 263V264H158ZM138 264V263H137ZM143 264V263H142ZM144 264H146V262L144 263ZM149 264V263H148ZM175 264V263H174ZM180 264H182V263H180Z\"/></svg>",
  "mask_w": 264,
  "mask_h": 264
}]
</instances>
